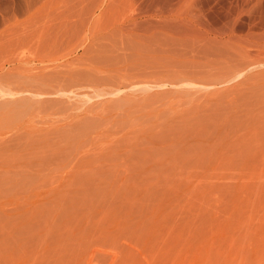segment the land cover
<instances>
[{"label": "rangeland", "instance_id": "obj_1", "mask_svg": "<svg viewBox=\"0 0 264 264\" xmlns=\"http://www.w3.org/2000/svg\"><path fill=\"white\" fill-rule=\"evenodd\" d=\"M119 2L118 0H113V1L112 0H0V44H1L0 49L3 47H5V49L6 47H10L11 49L12 48V46H10L11 44L15 48L20 45V49L14 48V50L19 49L18 50L19 52L16 51L17 52L16 54H19L18 55L19 58L16 57L17 55L15 56L13 54L15 53V51L12 50L11 52L10 49L9 50L13 55L11 54H9V56L7 55V59L10 56L11 57L13 56L12 58L14 57H16V59L18 58L17 60L14 59L15 62L13 60H9L12 58H9L6 62L5 56L6 54L9 53L8 49H7L8 51L5 49H1L3 50V52L5 51L4 53H2V51L0 50V59H2L0 60V90H1L0 92H2V90H4L6 87H10V84L8 83H10L11 81L14 82L15 79L17 78L22 80L23 78L20 75H22L23 77L25 76V78L23 79V81L25 82L20 81V80L18 81L17 79L18 82L17 81L14 83L11 82L12 83L11 88L13 87V89H16L19 85L24 86L25 83L26 85H29L27 84V80H29V82L32 81L35 75L38 76V77L35 76L36 82L39 81V84L41 83L43 88H45L46 85H43V84H46L47 80H49L48 84H54L55 80L58 81L59 78H61L60 80L62 79L65 80V77H66L65 75H67L65 83H68L69 80L71 79L69 78L71 77L69 75H75V73L69 71L71 69L73 70L75 69L76 73L78 74V75H75L76 77L81 76L87 71H88L87 73L90 72L89 74L92 75L91 84L89 83L87 84V86L83 84V78L86 77V74H85V76L82 75L83 78L81 76V80H82V84L86 87H84L83 85H82L83 88L82 86L72 87V90L75 91L77 94H79L77 98H75V96L70 95V92H66V94L69 93L72 99H68L65 94H64L65 97L62 96L63 95L62 94L60 95L61 99L59 98V96L55 97L54 95H47L48 97L45 101L49 99L48 101L50 102L48 101L44 102V99L46 97L45 98L43 97L44 99L41 97H38V101L39 102L41 101L40 103H38V101H34V99L36 100L35 97H33L32 99V97L30 96H28V98L30 97L33 101H30L28 99L29 102L26 100H23L24 102L23 101L21 102L20 97L22 96L20 95H15V97L12 96L14 98L13 99L8 94H7L8 95L7 97L6 94L0 93L1 95L0 96V107L2 108V109L0 108V111L2 110L0 112V155L3 153L5 154L6 153L5 150L7 149L10 150L11 152V153L9 152L6 153L9 156L8 155L6 156L8 160L6 159L5 161L6 163L8 161L9 164L7 165L0 164V264H264V135H262L264 134V128H262L264 127V122H262L264 121V118H262L264 117V105H262L264 104V63H262V61H264V59H262L264 58L262 57V55H264L262 54L264 53V48L258 47L259 45L261 46L262 43H264V38L260 39V37L253 35V34H249V33L247 35V32H248L247 30L248 28H250L249 27L250 22L248 18L249 17L253 18L251 16L253 15L254 12L256 13L258 10H259L257 12L258 14L259 12H264V2H262V4H260L261 2L259 3L256 2V4L254 3L252 5L247 6V8L246 6H241V7H245L248 10L250 9L251 12L250 11L248 12V10L245 9L246 10V11L244 10L245 12L243 13L241 12L242 14L239 13L240 14L239 17H237V19L234 18L233 19L234 21L232 20L230 22L232 25L230 23H229L230 25L226 23L227 20H223L225 19L224 17L223 18L219 17V19L215 20L216 22L213 25L216 27L218 26L220 27V25L221 26L225 25L227 27L233 26V29H234L233 31H235L234 37L235 36L237 37L235 40L238 44L234 40V42H232L233 44L231 45H236V47L238 45L237 48L239 47L241 48V46L239 45V42L241 41L244 42V40L247 39V36L252 37V38L255 36L256 38H259L258 40L255 37L254 39L248 38V40L250 39L249 41L247 40L248 41L247 44L253 41L252 44L254 43L255 45L256 43V45H258V46H255L256 47L255 48L251 43L250 44L253 47L250 44L249 46L251 47H249L246 44V47L248 50H250L251 48V50L256 51L255 49H257L256 52L252 51V54L254 53V55H251V50H250V54H249L250 57L248 55H244L246 58H251V56L255 57V58H251L253 60L255 59L254 62H252L253 60L251 59L248 60L245 57H243V59L245 58L246 61L247 60L251 61L252 64L247 61L245 63L246 65L244 64L245 66H243L242 64L245 62V60L243 61L242 59H241L242 60L241 63H239V65H241L242 67L241 66L237 67L236 66L237 64L236 65L232 64V66H236L240 72L236 69V67H234L235 69L232 70L233 67L231 66V63L232 61H234V59L235 61L233 63L235 62L238 63L240 57L239 58H236V57L241 56L243 52H244L243 54H246L245 48L238 49L237 50L238 52L239 50L241 51L243 50V51L240 55L238 52H236L235 54H237V56L234 55L235 51L232 52V50L236 49L235 46L228 48L230 49L229 52L227 51V54L229 55H226L225 51L228 50L226 49L224 51L225 54L224 53L222 54L223 56L222 55L207 56L206 54H203L202 52H198V51H196L197 53L193 54V52H190L191 49L187 47L189 45L183 42L179 43L181 41L177 39H173L174 40L173 44H176L173 46L171 42L172 39H169L170 40L169 41L166 38V41L167 42L169 41L171 45L169 43L166 44L164 36H160L159 39L157 36L152 37L155 40L158 39L157 41L151 40L149 37L150 39L149 44H148V41H149L148 37H146L148 41L145 40V42L147 43L143 45L144 41H142L141 43L139 42L142 40V39L140 40L141 37L140 38L132 37L131 35H127V34L125 35L124 33L122 34L119 33L115 28H113L112 23L110 22L111 19L115 18L116 15L118 17L119 12L121 11L120 10L116 14L114 13L115 12L114 8L112 9L113 6L117 9ZM79 4L81 5L80 7L85 6V8H87L89 11L91 10L92 13L91 11L86 12L85 8H84L85 11L83 10L84 14L81 13L80 12L81 9L80 7H78ZM109 4L112 6L110 7ZM253 5H257L258 8ZM39 6L40 8L43 7L42 11L41 9H39ZM250 6H253V7H250ZM27 7L28 8L31 7L30 9L31 11H29ZM33 7H37V9L34 8L35 12L36 10L37 11L40 10V13L37 12V14L39 13L38 15L33 13ZM72 7H74V9H77L76 7H78L80 10L77 9V11L75 10V12L79 11V13H76V14H79V15L81 14V15L80 16L76 15ZM253 8L256 9V10L254 9L255 10L254 12H253ZM237 9L234 8L233 10L235 11ZM66 10L67 11L70 10L73 13L69 11V14H68ZM25 13H28L29 17ZM30 13L33 15H31ZM255 13H254V17L258 15V14L255 15ZM29 14L31 15V18ZM34 14L36 16H34ZM74 14H75V17H73ZM71 15L73 17L72 20L74 18L76 19V16L78 18L80 17L81 20L82 19L88 20L87 23H85L86 21L79 22V23H85L84 24V26L86 25L85 28L87 27L88 31H90V32L87 31L85 40H82L85 34L82 28L83 24H81V26L80 24L78 25L79 26L78 31L75 30V33L74 31L73 33H71L72 31L70 32L68 31L69 34L67 35L64 30L61 32L59 23L55 24L57 20L58 22H61L59 21V19L64 20L68 17H71ZM261 15H264V14L261 13ZM38 16H40L42 19L39 18ZM44 16L47 19L50 18V20L48 19V21L55 24L54 25L55 27L53 26L54 27L53 30L51 28L52 24H50V22H47L49 24V27L51 26L50 27L51 31H50V28L48 30L47 28L48 26L45 24L47 19H45ZM25 17L27 18V20H29L28 18L32 20V17L35 20V18L37 17L39 19L36 18V20L41 19L43 21L45 20V22L40 20L39 22L35 21L33 23H30L33 21L32 20L30 22L28 21L29 22L28 24L26 20H23L25 19ZM24 21L27 24H25ZM40 22L44 23L45 26L43 29L46 30V34L47 36H49V39L53 37H54L53 39H55L57 37L55 39L56 41L58 40V36H59V40L56 41V44L57 42L60 41V39L63 40V38L65 37L64 40L61 41L63 42V44H61L60 46L61 48L63 45L62 50L64 51V54L63 52H61L62 50L61 51L58 50L60 48H57V50L55 49L56 52L52 51L51 50L52 48L51 49L46 48V46L49 47L50 45L49 44L50 40L48 38L46 40L45 38L46 34H44L43 36L41 35L43 33H41L40 37L37 34H35V33H38L40 30L44 32L42 29H39V31L38 29L37 30L34 29L37 31V32H34V34L33 32L32 33L30 32V29L32 30L31 27L34 26L33 24L36 23L37 25L38 24L40 25L42 24ZM15 24H18V25L21 24V27L19 25L20 27L19 28ZM30 24H32L33 26H31ZM26 25L27 26L30 25L31 27L30 26L27 27ZM40 26L39 28H41ZM6 27H9V30H11L12 28L14 31L15 30L17 31L15 32L13 30L9 31L7 30L8 28L6 29ZM105 27H106V31L104 29ZM58 29H60V31ZM107 29H109V31ZM228 29L229 28L226 29L227 32L226 31H223V32L227 34ZM27 30L29 31L27 32ZM112 30H115V33ZM1 31L4 33H1ZM25 31L27 32V36L26 34H24L26 33ZM92 31L94 33H92ZM104 31L109 32L108 35L107 33L105 34ZM11 32L16 33V34H13L14 36H11L12 35ZM47 32L50 35L51 33L53 34L50 36ZM63 32L65 33V35ZM110 32L113 34H111ZM6 33L7 35L10 34V37L9 36L7 37L12 38V39L13 37L16 38V37H19V35L20 36L23 35L21 36L20 39H22V41L25 40L26 42L29 40L32 41V38H33L34 44L37 42L35 44V48L37 49L40 48V47H36L38 42L41 44L40 41H42V44H43V40L45 39L48 42L47 44L49 45H47L46 42L44 41L46 46L45 44H43L44 46L41 48L43 51L48 50L49 51V52L47 51L48 53L53 54V52H55L54 54L57 55L58 58L55 56V59H54V57H52L54 55L50 56V54H47L50 56V59L52 57V59L57 62L56 63L55 61L51 60L49 63H51L54 67L51 64H49V66H52L53 68H55V70L57 67L58 69L57 71H59L58 74L62 72L61 69L64 67L63 63H66V65H69V64H72L71 63V60H72L74 64V65L72 64L73 65L72 67L74 68H72L69 65L67 66L66 71H65L63 70L65 68L64 67L62 69L63 74H60L59 76L57 75V77H59L58 79L55 78L56 75L54 74L57 73V71L53 69L54 71L52 70L53 71L52 73L51 71L52 67L48 68L49 66H47L48 65L47 62L49 61V58H48L49 56L45 55L46 51L41 52L42 51L41 49L40 51H37L36 49H34V45H32L33 47L32 48L30 45L33 44V41L32 43L30 41V45H28L30 49L27 48L28 46L26 47L27 43L29 44V42L26 43L25 41H23V45H22L21 40H20L16 42V44H13L12 41L13 40L17 41V40L10 39L12 40L10 41L8 40L9 38L5 37L6 35L2 36V34H6ZM116 33H118V35H116ZM71 34L72 36H70ZM226 34L221 35V36L227 37L225 36ZM32 35H35V36H32ZM116 36L121 37L119 38L120 40ZM126 36L127 37L130 36V40L128 38L126 39L127 42H125V38L123 39V37H126ZM35 37L40 38L39 41H37L38 38H35ZM93 37H95L94 40H92ZM98 37L99 38L103 37V40L101 38L99 39ZM111 37H116V38H112V40L108 39ZM131 37L138 38L137 40L136 39L135 40L139 43L135 41L137 43V44H134L135 46L138 44L139 45L142 44L141 46H137L135 48L136 50L134 49V46L132 43L134 40ZM161 37H162V40H161ZM2 38L4 39L7 38V40L6 39L2 40ZM34 38L36 39V41ZM238 38L240 39L239 42L237 41ZM80 39L82 41L83 46L79 41ZM159 40L160 42L164 44V46L166 45L168 46L163 47L162 43H159L160 45L157 44L158 46L156 44H153V45L151 44V41L152 43L154 42L158 43ZM175 40H177L178 43H175L177 42ZM51 41L54 42V40H51ZM111 41L114 43L113 48L110 47L113 45H110L109 43L110 45L109 46L107 44L108 42H111ZM120 41L121 43L123 42L122 49L126 48V50L124 49L125 54L127 53L130 54L129 52L130 49H131L130 51L135 50L136 52L138 48L140 49L142 47V50H143L146 44H148L147 47H151L152 45L153 47L152 50L153 49L155 50V48L156 47L158 48L159 46L161 47V49L156 48L158 52L157 50H155L156 53H154L155 51L151 52V49L148 48L147 50L149 51L147 50L146 51L148 52L149 56L147 55V52L144 49L143 50L144 52H142V54L144 55V53L146 52L145 54L147 56L144 55L145 56L144 57L141 54L142 57L145 58L143 59L139 55V53H141L140 51H138L139 52L138 54L137 53L134 54V52H131V54H134L132 56L131 54L123 55L122 54L123 52L122 53L119 52L122 46ZM64 42H66L65 46L68 43V46L70 45V47L67 46V48L66 47L64 48ZM105 42L107 43L105 44ZM116 43L117 45L118 44L121 45L119 47L120 49L118 48V50H116L117 45L115 47ZM52 44L53 43H51V45ZM56 44L54 42L52 46L54 45L56 46ZM128 44H131V46L129 45L128 47ZM99 45H103V46L99 47ZM127 47L129 48L128 52H126ZM130 47H132L133 49ZM162 47L165 49L166 53L168 52L167 56H166V53H164L166 57L163 55L164 50L162 51L163 49ZM174 47L176 48L178 47V48L177 49L175 48L176 51L173 54V51H170L169 48H172V50H174ZM183 47L184 48L187 47V48L184 50ZM22 48L25 50V52L24 51L22 52L23 50ZM72 49H74L75 52ZM260 49L262 53H260ZM66 50L68 54L70 53V56L65 52ZM168 50L172 52L170 55L172 57L171 59L168 58L169 56L168 54H170ZM180 50H182L183 52ZM32 52L34 53L32 54ZM29 53L32 55V58H28V57H31ZM58 53H61L60 55H63V57L65 55V59L62 56H60ZM103 53L106 55L100 57V55H104ZM175 53L178 55H176ZM113 54H118V55H115L116 57L111 56ZM255 54L257 55L262 54V55L261 57L260 56L257 57V55L255 56ZM33 55H36L34 56L35 58L33 57ZM67 55L68 57H66ZM135 55L137 56L139 55L140 58L139 57L137 58ZM225 55L227 56L228 59L225 57ZM91 56L94 57L95 61L93 60L92 62L91 59L93 57L91 58ZM106 56H109L110 58ZM123 56L125 57L130 56L128 57L129 59L131 57L132 58L136 57V59L138 60H136L135 58L134 60H131V59L130 60L131 62L136 60L138 64L133 63V62L132 63L134 65L137 64L138 66L137 67L133 66L130 60L128 59L126 61L127 57L125 59V57ZM25 57L28 59H26ZM46 57L48 58L47 60L45 59ZM88 57L90 58L92 63L97 64V65H93L90 67L96 68L97 66L98 67L105 66L106 68V66L109 64L111 67L108 65V67L106 68L109 70L103 69L104 67L102 69L106 71V73L107 71L115 69V71L119 73V76H118V73L115 74V76L113 75L115 73V72L113 73L114 70L111 71L112 73L110 72V74H106L104 73V71L102 72L101 68L97 67L100 70H98L97 68H96L97 70L89 68L88 66L92 63L90 62ZM105 57L107 58L106 60H108L107 64L104 63L106 61ZM162 57L166 61H164ZM33 58L34 60H32ZM95 58L96 59L98 58L99 60L98 59L96 60ZM150 59L152 61L154 60L155 62L152 63ZM156 59H157V62H156ZM172 59L173 60L175 59V60L173 61ZM178 59H180L179 60L180 62L178 61ZM257 59L260 61H257ZM41 60L45 65L47 64L46 67H47V71L49 72L47 74L48 76L44 75V73L46 74L47 72L46 70H44L45 65L41 62ZM67 60L69 61V64H67L68 63ZM117 60H118V63H117ZM159 60L161 62H159ZM10 61L14 62L13 66H12V62ZM37 61L41 62V64L38 63ZM60 61L61 63L62 62L63 63L62 64L59 63L60 64L59 65L58 62ZM83 61L90 62V63H85ZM171 61L173 62V65ZM175 61L176 62L178 61L179 63L177 62L176 64ZM36 62L38 65H36ZM226 62L227 63L230 62L229 64L232 67L230 70L232 71V73L234 71L236 75L238 72L239 74H241L239 76L238 75L235 76V73L230 74V75H234L233 78L232 77L231 78L232 79L235 78L236 80L230 79L232 81L228 82L227 81L228 79L226 78L225 80L226 83L224 81V83L218 82L217 84H214V85L206 84L207 87L201 85L202 84L201 82H205L206 80L203 79L204 77L200 76L201 75L200 73H208V70H209L210 74L215 73L216 76L218 74H222V72H224L222 69L226 67ZM100 63H101V66H100ZM120 63L121 64L123 63L124 65L123 64L122 65L124 67ZM156 63L157 64L159 63V64L157 65ZM33 64L34 66H32ZM84 64H88L87 67L84 66L86 70L84 71L83 69L84 72L80 71V73H78L77 71L80 70L79 66L83 67ZM165 64H167V66ZM229 64H228V67H229ZM17 65H18V68H16ZM127 65L128 66L132 65L133 70L131 69L132 66H129L128 68ZM144 65L145 66L146 65L155 66V67L151 66L153 69L150 70V73L149 71L147 72L148 73L147 76H149V74L153 75L152 77L154 78L152 79L154 80L151 79L150 81H155V80H158L159 78L158 81H160L159 84L161 85L158 84V81L157 82L155 81L156 83L149 82L147 83L148 86L145 84L146 82L143 80V78L145 79V77L141 76L143 75L142 73L145 71L143 72L140 71L139 73V71L136 70V68L137 69L141 68V70H144L142 69L144 68ZM159 65H160V68H157L159 67ZM193 65H195V67ZM31 66L33 68L35 67V69H33ZM36 66L39 67L40 69L39 71L37 70ZM40 66H44L43 67V70L45 71L44 73H43V70H41ZM60 66H63V67H61L60 69ZM112 66L114 68H112ZM186 66L187 68L184 69ZM11 67L12 68L15 67L14 69L16 70L14 71H12L13 69L10 70L9 68ZM146 67H145V70L146 69L148 70V68ZM169 67L171 71L167 69ZM228 67H226L227 70H229L230 68ZM87 68H89L90 71ZM155 68H156V71H155ZM18 69L24 75L23 74L18 75L17 73H20V71L17 72ZM67 69L69 71L68 73H66ZM122 69L126 70L124 73L125 75L122 74L124 72V71H121ZM129 69L132 70L134 74L131 73ZM219 69H221L220 71L221 73L218 72ZM226 69L225 71H227ZM9 70L12 72L9 73ZM34 70L38 72V75L34 74V73H37ZM94 70H96L97 72ZM173 70L175 72H173ZM192 70L195 71L197 74L200 72L199 73L200 75L196 74L197 76H195L197 77V81L195 78H194L195 81L187 80V82L190 81L189 82L190 85L187 84V86L185 84L181 85L183 82L179 83L180 85L177 84V82H175V80H177L180 75H181L180 77H182L183 72L185 71L188 72ZM235 70L238 72H236ZM40 71L44 75V81H42L43 76L41 78L39 76V75H42ZM91 71L92 73L96 72L97 74H99V72L101 71L100 73L104 75L103 80L104 81L105 79L107 80L105 82H103V80L101 81L102 76L100 75L99 76L100 78H97L98 77L97 74L94 73V75L97 76L96 77L97 80H95V82L98 83V81L99 82L101 81L100 84L98 83L99 86L97 85V83L94 86L93 80L95 79V76H93ZM134 71L135 72L137 71V73H135ZM8 73H9V76H8ZM30 73H32L31 75H34V76L30 77ZM138 73L139 75L141 74L140 75L141 78L143 77L142 78L143 81H140L141 78L137 76ZM147 73L145 72L144 76H146ZM162 73H166V74L163 75ZM89 74L87 75L90 76ZM120 74L122 75L123 78L120 77ZM157 74H159L160 76ZM17 75L18 77H16ZM106 75L108 78L111 75L112 79H114L115 81L111 82L110 81L112 80L111 77L109 78L110 80H108ZM75 76H72V77L74 78ZM131 76H133V78ZM134 76L138 78H135ZM223 76L224 77L228 76V74L223 75ZM223 76L219 75V80H223L222 79ZM78 77L75 79L80 78ZM128 77L129 78L131 77V79H134V81L140 78L139 80L140 83H138V81L132 83V85H135L134 86L135 88H134L130 84L133 81L129 82L128 80H131V79H129ZM160 77H163V79ZM45 78H48V79H45ZM150 78L151 77H148L146 79L149 81ZM3 79H6V80L3 81ZM39 79H41V82ZM7 80L8 81L10 80V82H6ZM107 81L111 82L110 83L111 86H113L112 83H114L115 85V84L124 82V84H126L127 87L124 86L123 88V86H121L118 89L115 88V90L121 89L123 91H119L115 95L114 94L107 95L108 90L109 91L114 90L113 87L112 89H110L111 87L110 85L106 87L107 84L105 83L109 84V82ZM116 81L118 82L116 83ZM173 82H175L176 85H171V84H175ZM17 84L19 85L17 86ZM101 84L102 86H104L103 87L104 89L100 87ZM139 84L140 86H136ZM150 84L152 87L150 86ZM154 84L155 85L158 84L159 86L157 85L155 86ZM162 84H166V85H162ZM1 85L3 86V88ZM88 85L91 86L92 89ZM141 85L143 87H147V89L143 90ZM97 86L101 90L98 89ZM78 87L79 88L81 87V90ZM87 87H89L90 89H88ZM93 87H96L97 88L96 90L98 91H96L95 88ZM82 89L86 90L89 93H87L86 91ZM94 90L96 91V93L94 92ZM215 90L216 91L218 90V91L216 92ZM101 91H103L104 94L103 96L98 97V95L96 94L101 93ZM234 91L235 93H233ZM238 91L240 92L238 93ZM90 93L92 94L95 93V95L98 98L96 97L94 98L93 96L95 95L93 94V96H91V100L87 102V104L83 103L82 101L86 100L85 97L88 98L87 94H90ZM83 94H84V97L83 98L81 97L80 99L79 97ZM51 98L58 99L59 105L56 104L57 100L55 99L51 100ZM42 99H43L44 106L42 105ZM73 99L75 100L72 101ZM116 99L119 101V103L117 102ZM12 100L13 102L14 100H16L15 103L17 104L19 103V104L15 106L16 104L12 103ZM62 100L65 101L64 107L69 106L71 103L74 105L75 103V105L79 107V110L87 108L89 107V105L93 107V108L91 107L92 111L95 110V112H97L99 108H100L99 112H101L102 109H105V112H107L108 115L106 113L105 114L107 116L105 114L103 115L105 119L102 120V123H106L105 124L106 126L103 125L104 126L103 131L107 130L106 133L102 132L101 127H100L101 129L97 128L98 129L97 134H99V136L96 134V129L94 130V132L92 130V132L94 133L95 137L96 135L97 137L104 136L105 139L106 137H108L107 139L108 140L110 139V142L113 139L114 142L112 141L113 143H110V142L109 143L114 145V147L116 146L115 147L116 150H119V151L112 150L111 148L113 146L108 143L107 139L106 141H104V137L103 139L100 137L101 138V141H100V138H95L92 132L88 134V137H86L87 136L86 134L85 137L80 136L78 138L79 140L83 138L82 141L81 140L80 141L84 142L85 144L86 142L84 141V138L88 140L90 139V137H93L91 138L92 140L91 139L89 140L88 142L89 144L86 143V145L84 144L81 145L80 141H78V143L81 146H87V144L89 145L86 147V150H85V147L80 148V146H75L76 144L73 142H72L73 144L69 143L68 145H66L67 141L62 136H64V134L65 135L67 134L66 131L68 127H64L62 122H64V125H65L66 120L68 118L66 119V117L64 116L65 120L63 118V121H62L63 116L61 115L62 117H60L59 115V117L57 118L58 115L54 116L51 113L52 110L50 108L54 106L52 104H56L57 106H60V104L63 102ZM6 101L10 109L9 108L6 109L7 107L5 103ZM9 101H11L12 104L9 105L10 103ZM96 101H97V105H95ZM25 102L26 104L24 105L26 107L23 106V103ZM33 102L34 104H32ZM100 102H102V104ZM21 103H22V107L20 108L18 106H20ZM61 105L63 106L64 102ZM40 106L42 107L40 108ZM14 107L16 108L18 107V109ZM11 108L12 109L14 108V109L12 110ZM45 108L46 110H48V112L45 110ZM133 108H134V111H133ZM41 109L44 111V114H47V113H51V114H48L45 116L44 114H42L43 111ZM28 110L30 113L28 112ZM102 111L104 113V110ZM163 112H165L164 115H162ZM103 113H99V114L101 115ZM20 114L23 115V117L20 116ZM82 117L83 116H80L79 118H82ZM188 118L190 119V121H188ZM83 119L85 120V118ZM87 119L89 122L91 118H87ZM191 119L192 120L194 119V120L192 121ZM56 120L62 121V122L60 121V126H58L59 122H57ZM119 120L121 122H119ZM124 120L126 121L124 122ZM194 121H195V124H194ZM155 122L158 123L159 125L158 127H157V123ZM17 123H19V125L21 124V126L18 127L19 129H17ZM151 123L156 126L153 125L155 128L150 133L151 130L149 131V129H151L150 127H152ZM202 123H203V126L201 127L200 125H202ZM193 124L194 126L192 129ZM259 124H261V128H259L260 127ZM197 125L200 127H198ZM12 126H14L13 129H12ZM35 126L37 128H35ZM162 126H165V128L163 127L162 129ZM195 126L197 128H195ZM111 127L112 128L115 127V128L111 129ZM20 128L22 129L20 130ZM108 128L111 129L112 132L111 130H108ZM169 128L170 129L174 128V130L172 129L170 130ZM165 129H168L169 132L168 130L163 131ZM194 129L197 131H193ZM127 130H129L131 133L129 131L127 132ZM243 131L244 132L246 131V132L244 133ZM254 131H258V132L261 131V132H259L260 134L258 135V132L256 133ZM153 132L156 135H157L156 132H159L158 136L160 137L162 135L161 138L163 139L169 138L170 140L171 138H174L173 140L171 139V142L168 141L174 144V146H172L173 149H171L173 150V152L170 151L171 152L170 153L169 152L170 149L167 147L166 149L164 147L160 149L154 147L156 149L155 151V149L152 148L154 152L152 150H149L151 149L150 145H148V143L146 142L148 141V137L150 138L151 136L153 140L154 138L157 141L159 140V139H156L158 138V136H156ZM227 132L228 133L231 132V134L227 135L228 134ZM232 132L234 133L232 134ZM101 133H103L104 135ZM167 133L168 134L170 133V134L167 135ZM223 133L225 134L223 135ZM58 134L59 136L60 134L62 135L60 136L63 138V140L61 138L62 143H61L60 138L58 137ZM173 134L176 136L174 137ZM220 134L223 137V141H222V137L220 136ZM41 135L42 137H40ZM118 135L119 137H117ZM152 135H154V138ZM4 136H5V139L3 138ZM218 136H220L221 138V143L218 141L220 140ZM255 136L256 138H254ZM56 137L59 139H57ZM121 137L123 138V140L124 138H127V137L128 138L125 139L126 141L124 140L125 141L124 142V141H120V139L118 140V138H121ZM8 138H10V140ZM140 138L142 139V141ZM115 139H117V141ZM256 140L258 141L255 142ZM55 141L56 143H59L60 145H62V146L57 147L56 148L57 150L56 149L54 150L56 145L55 147L51 145ZM103 141L109 146H112V147H109L110 150L103 148L104 145H105L104 147L108 146V145L106 146V144ZM100 142L103 144V146L100 144ZM117 142L118 144L120 143L122 146L120 145L118 147L117 146L118 144H116ZM199 142H200L201 148L200 149L197 148L199 149V152L195 153L194 151L196 150V147L194 146H197ZM201 142H204V144H202ZM228 142H230L231 144L235 142V145H233L234 149L231 148L232 146H229L230 143ZM91 143L92 145H90ZM49 144L53 147L52 148V150L54 151L53 153L56 152L55 155L57 156V158H55L56 156L54 155L53 157L55 158V161H53L54 160L53 157L48 158L50 160L52 159L51 161L47 159L49 161V164H48V161H46L45 163L42 162L44 163V165H42V163L40 162L41 166H39L38 160L34 161L35 157L29 154V152L32 151L31 149L33 148L35 149L37 148L36 150H39V148L48 147ZM70 144L71 146L73 145L75 147H79L80 150L84 149V151H80L79 149L77 150L75 147L73 148V146L70 147ZM99 145L102 146V150L103 149L105 150L102 151ZM225 145L226 146L228 145L227 147L229 148L226 149L227 147L225 148ZM91 146L94 148V150L91 149L92 148ZM181 147H183L182 149L184 151L180 150ZM70 148L75 149V151L71 150L73 151L72 153L67 152V149L70 150ZM35 149H33V151H35ZM58 149H60L61 151H58ZM87 149L89 150L87 151ZM136 149L141 150L142 152L141 151L139 152L142 154H143V151H145V153L143 154V157L147 156L149 158L147 160L143 159V161H142V158L140 159L132 158L134 155L133 151L135 152ZM157 149L163 150L162 152L165 158L164 160H159L160 157L158 156L160 153L156 154L159 152L157 151ZM229 149H232V150L230 151ZM76 150L80 152H78L77 154ZM148 150L150 152L149 155H148L149 153ZM201 150L204 152H201ZM18 151L20 154L24 153L27 155L28 153L27 157L26 155L25 157H23L24 154L21 155V159L27 158L32 161H29L28 163H26L28 160L25 161L24 159H22V161H20L19 160L20 154L18 153ZM85 151L87 152L84 153ZM126 151L127 152L129 151V153H127ZM166 151H168L170 155H168ZM118 153L120 154L118 155ZM124 153L125 155H123ZM63 154H66V155H63ZM79 154H81V156ZM110 155L111 157H109ZM163 155L162 156L160 155L161 158L163 157ZM31 156L33 157V159ZM122 156L125 159H123ZM17 157L19 158L17 159ZM130 158H132V160ZM15 159H17V161H20V162L18 163L16 161L17 163H15ZM78 159H81L79 160V163H77L76 161ZM171 159L173 161H171ZM13 160H14V163H11ZM157 160L159 161L157 162ZM166 160H168L169 162L168 161L166 162ZM73 161H76V162H73ZM68 163H69V166H68ZM45 174H46V177H45Z\"/></svg>", "mask_w": 264, "mask_h": 264}, {"label": "bare ground", "instance_id": "obj_2", "mask_svg": "<svg viewBox=\"0 0 264 264\" xmlns=\"http://www.w3.org/2000/svg\"><path fill=\"white\" fill-rule=\"evenodd\" d=\"M112 1H113V0H112ZM119 1H120V2H119ZM261 1H262V0H118V2H119L118 8L116 9V8L113 6L112 9L114 8V11H115L114 13H116V14H117L120 10H121V11L119 12L118 17H117V15L115 16V14H114L115 18H112L110 22L112 23L113 28H115V29H116L119 33H121V34L124 33L125 35H126V34H127V35H131L132 37H138V38L141 37L140 40H141V39H142V40H141V41L138 40V41H139L140 43H141L142 41H144V42H143V45H144L145 43H147V42H145V40H147L146 37H148V40H149V41H148V40H147V41H148V44H149L150 39H151V40H154V41H157V40L160 38V36H164V37H165V41H166V38H167L168 40H169V39H172L171 42H172V45H173V46L176 45V44H173V42H174L173 39H177V40L181 41V42H179V43H182V42H183V43L189 45V46H187V47H189V48L191 49L190 52H193V54L197 53L196 51H198V52H202L203 54H206L207 56H211V55H212V56H215V55H216V56H217V55L220 56V55H222L223 53L225 54V52H226V55H229V54H227V51L229 52V50H230V49H228V48H230V47H232V46H233V47H234V46L236 47V45H231V44H233L232 42H234V40L237 38L236 36L234 37V32H235V31H233V30H234V29H233V26H232V27H231V26H230V27H227V26H225V25H222V26L220 25V27H219V26H218V27L213 26L214 23L216 22L215 20L219 19V17H220V18H221V17H222V18L224 17L225 19H223V20H227L226 23L229 24L234 18L237 19V17H239L240 14H242L243 12H245L246 10H248V9H246L247 6L252 5V4H254V3L256 4V2L259 3V2H261ZM116 2H117V1H116ZM262 2H264V1H262ZM262 2H261L260 4H262ZM110 3H111V2H110ZM117 4H118V3H117ZM52 5H53V4H52ZM82 5H83V4H82ZM257 5H259V4H257ZM257 5H253V6H255V7L258 8ZM30 6H31V5H30ZM53 6H54V5H53ZM53 6H52V8H53ZM59 6H61V5H59ZM65 6H66V5H65ZM70 6H71V5H70ZM77 6H78V5H77ZM80 6H81V5L79 4L78 7H80ZM109 6L111 7L112 5L109 4ZM241 6H246V8H245V7H241ZM253 6H250V7H253ZM260 6H261V5H260ZM57 7H58V6H57ZM57 7H56V8H57ZM78 7H76V8L79 9ZM82 7H83V6H82ZM82 7H80V9H81L82 11H81L80 9H79V10H80V12L83 13V14H84V11H85V10H86V12H90V11H91V10L89 11L87 8H85V6H84L83 8H82ZM86 7H87V6H86ZM27 8H28V7H27ZM34 8L37 9V7H33V13H35L36 15H38V14L40 13V10H38V11L36 10V12H35V11H34ZM42 8H43V7L40 8V6H39V9H41V11L43 10ZM72 8H73L75 14H76V13H79V11H78V12H75V10L77 11V9H74V7H72ZM84 8H85V10H84ZM234 8H236V9L239 8V9H237V10L234 11V10H233ZM248 8H249V7H248ZM28 9H29V11H31V10H30L31 7H29ZM59 9H60V8H59ZM64 9H65V8H64ZM109 9H111V8H109ZM245 9H246V10H245ZM254 9H255V8H253V12L256 10V9H255V10H254ZM20 10H21V9H20ZM57 10H58V9H57ZM70 10H71V9H70ZM70 10H69V11H70ZM83 10H84V11H83ZM96 10H97V9H96ZM106 10H107V9H106ZM232 10H233L234 12H233ZM244 10H245V11H244ZM29 11H28V12H29ZM55 11H56V10H55ZM69 11L66 10V12H68V14H69ZM104 11H105V10H104ZM111 11H112V10H111ZM249 11H250V9L248 10V12H249ZM258 11H259V10H258ZM258 11H257V12H258ZM261 11H262V9H261ZM26 12H27V10H26ZM37 12H39V13L37 14ZM70 12H71V11H70ZM86 12H85V13H86ZM93 12H94V11H93ZM106 12H107V11H106ZM241 12H242V13H241ZM250 12H251V11H250ZM253 12H252V13H253ZM257 12H256V13L254 12L255 15L258 14ZM15 13H16V12H15ZM41 13H42V12H41ZM71 13H73V12H71ZM71 13H70V14H71ZM91 13H92V11H91ZM108 13H109V12H108ZM110 13H111V12H110ZM235 13H236V14H235ZM237 13H238V14H237ZM239 13H240V14H239ZM254 13H253V15L251 14V15H252L251 17H253V18H250V17L248 18V17H247V18L249 19V22H250V23H249V27H250V28H248V30H247V31H248V32H247V35H248V33H249V34H253V35H256V36L260 37V39H261V38H264V15H261V13L264 14V12H259V14H258L256 17H254ZM13 14H14V13H13ZM25 14L28 16V13H25ZM30 14H31V13H30ZM30 14H29V15H30ZM35 14H34V16H36ZM42 14H43V13H42ZM75 14H74L73 17H75ZM83 14H82V15H83ZM31 15H33V14H31ZM31 15H30V18H31ZM47 15H48V14H47ZM47 15H46V16H47ZM59 15H60V14H59ZM76 15H79V14H76ZM80 15H81V14H80ZM80 15H79V16H80ZM40 16H41V15H40ZM40 16H38V17L41 18ZM60 16H61V15H60ZM67 16H68V15H67ZM69 16H70V15H69ZM248 16H249V15H248ZM28 17H29V16H28ZM73 17H72V15H71V17H68L69 19L66 18L67 20H66V19H64V20H60V19L58 18L59 21H61V22H58V20H57V22L55 21V22H56L55 24L59 23V27H60V29H61V32L64 30V31L66 32V35L69 34L70 31H72L71 33H73V31H74V33H75V30L78 31V28H79L78 25L80 24V26H81V24H83V25H82V28H83V31H84L85 34H84L82 40H85L88 29H87V27L85 28L86 25L84 26V24L87 23L88 20H86V19H82V20H81L80 17L78 18L77 16H76V19L74 18V19L72 20ZM30 18H28L29 20H27V18L25 17V19H23V20H26L27 22H28V21L30 22V21L33 20L32 22H30V23H33V22H35V21L39 22V21L42 19V18H41L40 20H36V18H37V17H36L35 20H34L33 17H32V20H31ZM39 18H37V19H39ZM44 18L47 19L45 16H44ZM44 18H43V19H44ZM70 18H71V19H70ZM81 18H82V17H81ZM48 19L50 20V18H48ZM48 19H47L46 22H45V20H44V21L41 20V21L45 22V24L48 26L47 28H48V30H49V28H50L51 26L49 27V24L47 23V22H50V21H48ZM236 19H235V20H236ZM7 20H8V19H7ZM10 21H11V20H10ZM10 21H9V22H10ZM12 21H13V20H12ZM51 21H52V20H51ZM69 21H70V22H69ZM81 21H82V22H83V21H86V22H85V23H79V22H81ZM220 21H221V20H220ZM233 21H234V20H233ZM17 22H18V21H17ZM17 22H16V23H17ZM29 22H28V24H29ZM96 22H98V21H96ZM110 22H109V23H110ZM223 22H225V21H223ZM18 23H19V22H18ZM20 23H21V22H20ZM24 23H25V21H24ZM40 23H42V22H40ZM25 24H27V23H25ZM42 24H43V26H42ZM42 24H40L41 26L38 24L41 28H39V26H38L36 23L33 24V25L35 26V28H34V26H33L32 24H30L31 26H33V27H31V26L29 25V26L32 28V30L30 29V32H31V33L33 32V34H34V32H37V31H36L37 29H38V31H39V29H42L45 33L42 32V31L40 30L41 32L39 31V32H40V33L38 32L39 34H38V33H35V34H37V35L40 37V34L43 33V34H41V35L44 36V34H46V30L43 29L44 26H45L44 23H42ZM50 24H52V27H51V28H52V30H53V28L55 27V26H54L55 24H54V23H51V22H50ZM92 24H93V23H92ZM221 24H222V22H221ZM228 24H227V25H228ZM230 24H231V23H230ZM230 24H229V25H230ZM233 24H234V22H233ZM1 25H2V23H1ZM15 25H17L18 27H19V25H20V27H21V24H19V25H18V24H15ZM87 25H88V24H87ZM93 25H94V24H93ZM97 25H98V24H97ZM97 25H96V26H97ZM231 25H232V24H231ZM235 25H236V24H235ZM5 26H6V24H5ZM17 26H16V27H17ZM26 26H27V25H26ZM29 26H27V27H29ZM36 26H37V27H36ZM53 26H54V27H53ZM56 26H58V25H56ZM16 27H15V28H16ZM20 27H19V28H20ZM221 27H222V28H221ZM4 28H5V27H4ZM7 28H8V29H7ZM10 28H11V27H10ZM45 28H46V27H45ZM47 28H46V29H47ZM51 28H50V31H51ZM80 28H81V27H80ZM88 28H89V27H88ZM224 28H225V30H224ZM227 28H229V29H228V33L226 34V33L223 32V31H226V32H227V30H226ZM234 28H235V27H234ZM238 28H239V27H238ZM6 29L9 30V27H6ZM6 29H5V30H6ZM34 29H36V30H34ZM60 29H58V30L60 31ZM65 29H66V30L68 29V30L66 31ZM89 29H90V28H89ZM104 29H105V31H106V27H105ZM5 30H4V31H5ZM11 30H13V29L11 28ZM11 30H9V31H11ZM33 30H34V31H33ZM79 30H81V29H79ZM107 30L109 31V29H107ZM229 30H230V31H229ZM13 31H14V30H13ZM15 31H17V30H15ZM15 31H14V32H15ZM28 31H29V30H27V32H28ZM55 31H56V30H55ZM68 31H69V32H68ZM77 31H76V33H77ZM99 31H100V30H99ZM105 31H104V33H105V34L107 33V35H108L109 32H105ZM110 31H111V29H110ZM112 31H114V33H115V30H112ZM232 31H233V32H232ZM6 32H7V31H6ZM21 32H22V31H21ZM25 32H26V31H25ZM27 32H26V33L23 32V33L26 34V36H27ZM79 32H80V31H79ZM81 32H82V31H81ZM88 32H90V31H88ZM102 32H103V31H102ZM1 33H4V32L1 31ZM7 33H8V32H7ZM7 33H6V34H2V36H3V35H4V36L6 35L5 37H7V36L10 37V34L7 35ZM11 33H12L11 36H14L13 34H16V33H13V32H11ZM47 33H48V32H47ZM63 33H64V32H63ZM92 33H94V32L92 31ZM110 33H111V32H110ZM244 33H245V32H244ZM48 34H49V33H48ZM52 34H53V33H51V35H52ZM105 34H104V35H105ZM111 34H113V33H111ZM111 34H110V35H111ZM224 34H226L225 36H227V37H224V36L222 37V36H221V35H224ZM49 35H50V34H49ZM51 35H50V36H51ZM54 35H55V34H54ZM62 35H63V34H62ZM64 35H65V33H64ZM73 35H74V34H73ZM78 35H79V34H78ZM100 35H101V34H100ZM116 35H118V33H116ZM244 35H245V34H244ZM15 36H16V35H15ZM21 36H23V35H21ZM21 36L19 35V37H16V38L13 37V39H16L17 41H15V40H13L12 38H9V37H7V38H9L8 40L12 39L14 42H13L12 40H10V41H12L13 44H16V42H18V41L21 40V43H22V45H23V41H25V40L22 41V39H20ZM32 36H35V35H32ZM45 36H46V37H45L46 40H47V38L49 39V36H47V34H46ZM56 36H57V35H56ZM70 36H72V34H71ZM74 36H75V35H74ZM119 36H120V34H119ZM154 36H157L158 39L155 40L154 38H152V37H154ZM245 36H246V35H245ZM24 37H25V36H24ZM60 37H61V36H60ZM116 37H117V36H116ZM116 37H111V38H108V39H111V40H112V38H116ZM132 37H131V38H132ZM142 37H143L144 39H143ZM149 37H150V39H149ZM254 37H255V36H254ZM254 37L252 38V37H248V36H247V39L244 40V42L246 41L245 43H244L243 41L239 42L240 39H239V38H238L239 40L237 39V41L239 42V45L241 46V48H240V47L237 48V47H238V45H237L236 49L233 48L234 50H232V52L235 51V52H234V55L237 56V54H235L236 52H238L237 50H238V49H243V48H245V53H246V54H243L244 52L242 53L243 50H242V51L239 50L238 53H239V55L242 53V55H241L242 57H241V56H238V57L235 56L236 58H239V57H240V59H239L238 63H236V62L233 63V62L235 61V59L233 58L234 61H232L231 66H232V64H233V65H234V64H235V65L237 64L236 66H237V67H240L241 65H239V63H241L242 60L244 61L245 58H246L244 55H248V56L250 57L249 54H250V50H251V48H250V50H248L247 47H246V44H247L248 41L250 40V39L248 40V38L254 39ZM7 38H5V39L7 40ZM17 38H18V39H17ZM35 38H38V37H35ZM35 38H34V39H35ZM53 38H54V37H53ZM53 38L49 39V40H50V42H49L50 45L47 44L48 42L43 38V39H44V40H43V44H45V42H46V44L49 45V47H47L46 44H45L46 48H48V49H49V48H50V49L52 48L51 50H52V51H55V49L57 50V48H60L61 44H63V42H61V41H63L65 37L63 38V40L60 39V41L57 42V44H56V41L59 40V36H58V40H56V41H55V39H56L57 37H56L55 39H53ZM74 38H75V37H74ZM79 38H80V37H79ZM94 38H95V37H93L92 40H94ZM98 38H99V37H98ZM100 38H101V37H100ZM100 38H99V39H100ZM106 38H107V37H106ZM117 38L119 39V38H121V37H117ZM124 38H125V42H127V40H126L127 38L130 40V36H129V37H127V36H126V37H123V39H124ZM138 38H132V39L134 40V41L132 42V43H133V46H134V49H135L137 46H141V45H142V44H141V45L138 44V45H136V46L134 45V44L139 43V42L136 41ZM255 38H256V37H255ZM3 39H4V38H2V40H3ZM5 39H4V40H5ZM29 39H31V38H29ZM29 39H28V40H29ZM39 39H40V38H38L37 41H39ZM99 39H98V40H99ZM101 39L103 40V37H102ZM104 39H105V37H104ZM135 39H136V40H135ZM243 39H244V38H243ZM243 39H241V40H243ZM256 39L258 40L259 38H256ZM49 40H48V41H49ZM51 40H54L56 46H58V47H56L55 45L52 46V45L54 44V42H52ZM77 40H78V38H77ZM87 40H88V38H87ZM119 40H120V39H119ZM129 40H128V41H129ZM161 40H162V37H161ZM177 40H175V41H177ZM247 40H248V41H247ZM30 41H31V40L27 41V42H29V44L25 41V42L27 43L26 47H27L28 45H30ZM32 41H33V44L30 45L31 47H32V45H34V49H36L37 51H40V49L42 50L41 47L44 46V45L42 44V41H40L42 45H41L39 42H38L39 46H38V44L36 45V47H40L39 49L35 48V44H36L37 42L34 44V40H33V38H32ZM32 41H31V43H32ZM35 41H36V39H35ZM44 41H45V42H44ZM79 41H80V43L82 44L81 39H80ZM121 41H122V40H121ZM121 41H120V43H121ZM135 41H136L137 43H136ZM169 41H170V40H169ZM169 41H168V42L166 41V44H167V43L170 44ZM7 42H8V41H7ZM7 42H6V43H7ZM60 42H61V43H60ZM99 42H100V41H99ZM111 42H112V41H111ZM111 42H108V43L105 42V44L107 43V44L109 45V43H110V45H113V46H110V45H109V46H110L111 48H113V47H114V43L112 42V43H113V44H112ZM130 42H131V41H130ZM134 42H135V43H134ZM189 42H190V43H189ZM235 42H236V40H235ZM252 42H253V41H252ZM252 42H249V44H250V43L252 44ZM255 42H256V41H255ZM9 43H10V42H9ZM19 43H20V42H19ZM51 43H53V44L51 45ZM58 43H60V44H58ZM65 43H66V42H64V48H65V47L67 48L68 43H67L66 46H65ZM80 43H79V44H80ZM83 43H84V42H83ZM132 43H131V44H132ZM159 43H162V42H160V40H159L158 43H156V42L152 43V41H151V44H152V45H153V44H156V45H157V44H159ZM175 43H178V41L175 42ZM236 43H237V42H236ZM7 44H8V43H7ZM10 44H11V43H10ZM10 44H9V45H10ZM96 44H97V43H96ZM131 44H128V47H129V45L131 46ZM148 44H146V45L144 46L143 50L145 49V51H146V50L149 48V49H151V52H152V51H155V50H157V49H161V47L159 46L160 48H159V47H158V48L156 47L157 49L155 48V50H154V49L152 50V48H153L152 45H151V47H147ZM162 44H163V43H162ZM234 44H235V43H234ZM237 44H238V43H237ZM249 44H247V45L249 46ZM251 44H250V45H251ZM9 45H8V46H9ZM18 45H19V44H18ZM116 45H117V43L115 44V47H116ZM121 45H122V46H121ZM121 45L118 44V45H117V49H116V48H115V49L118 50V48H119L120 46H121V49H122V47H123V42L121 43ZM159 45H160V44H159ZM170 45H171V44H170ZM191 45H192V46H191ZM230 45H231V46H230ZM252 45H253L254 47H255V46H258V45H256V43H255V45H254V43H253ZM252 45H251V46H252ZM0 46H1V44H0ZM2 46H3V45H2ZM10 46H12L13 49H12V48L10 49V47H6V49H5V47H3V48H1V49H5V50H7V49L9 50V49H10L11 52H12V50H13V51H15V53H13V54H14L15 56L17 55L16 57H18L19 54H16V53L19 52L18 50L20 49V45L16 47V48H19V49H17V50H14L15 47H13L12 44H11ZM50 46H52V47H50ZM82 46H83V44H82ZM82 46H81V47H82ZM84 46H85V45H84ZM100 46L102 47L103 45H99V47H100ZM157 46H158V45H157ZM166 46H168V45H166ZM166 46H164V44H163V47H166ZM251 46H249V47H251ZM253 46H252V47H253ZM62 47H63V45H62ZM62 47H61L60 49H58V50L61 51V50H62ZM68 47H70V45H69ZM79 47H80V45H79ZM125 47H126V46H125ZM128 47H127V51H126V52H128V50H129ZM146 47H147V48H146ZM154 47H155V46H154ZM163 47H162V48H163ZM187 47H186V48H187ZM258 47H260V48H261V47L264 48V43H262V45H261V46L259 45ZM258 47H257V48H258ZM16 48H15V49H16ZM27 48L30 49L29 46H28ZM32 48H33V47H32ZM32 48H31V49H32ZM46 48H45V49H46ZM53 48H54V50H53ZM71 48H72V46H71ZM73 48H74V46H73ZM75 48H76V47H75ZM77 48H78V47H77ZM108 48H109V47H108ZM111 48H110V49H111ZM130 48H132V47H130ZM167 48H168V47H167ZM167 48H166V49H167ZM175 48H176V47H174V50H172V48H169L170 51H173V54H174V52L176 51ZM177 48H178V47H177ZM177 48H176V49H177ZM186 48L183 47L184 50H185ZM255 48H256V47H255ZM1 49H0V50H1ZM22 49H23V48H22ZM34 49H33V50H34ZM43 49H44V48H43ZM68 49H69V48H68ZM85 49H86V48H85ZM92 49H93V48H92ZM105 49H106V48H105ZM115 49H114V50H115ZM119 49H120V48H119ZM121 49L119 50V52H121V53L123 52L122 54L124 55V54H125V50H126V48H123V49H122L123 51H122ZM124 49H125V50H124ZM132 49H133V48H132ZM140 49H141V50H140ZM140 49L138 48V50H137L136 52H135L136 49H135L134 51H130V50H131V49H130L129 52H130V54H131V52H134V54H135V53L138 54V53H139L138 51H140L141 53H139V55L142 57V55H143L142 52H144V51L142 50V47H141ZM226 49H228V50H226ZM8 50H7V51H8ZM10 50H9V53L7 52L8 54L5 53L6 56L4 55V56L6 57V58H5V59H6V62H7V60H8L9 58H12V57H13V56H12V57L10 56V57H8V59H7V55H8V56H9V54L13 55V54L10 52ZM72 50L74 51V49H72ZM90 50H91V49H90ZM99 50H100V49H99ZM163 50L165 51L164 48L162 49V51H163ZM225 50H226V51H225ZM255 50L257 51V49H255ZM1 51H2V53L5 52V51L3 52V50H1ZM16 51H17V52H16ZM23 51L25 52L24 49L22 50V52H23ZM30 51H31V50H30ZM37 51H36V52H37ZM45 51H46V52H45ZM45 51L42 50L41 52H45V55H47V54H50V56L54 55V56H52V57H54V59H55V56L57 57V55L54 54L56 51L53 52V54H52V53H48V52H49L48 50H45ZM47 51H48V52H47ZM52 51H51V52H52ZM70 51H71V50H70ZM70 51H69V52H70ZM147 51H149V50H147ZM147 51H146V52H147ZM162 51H161V52H162ZM164 51H163V55H164V53H166V51H165V52H164ZM168 51H169V50H168ZM170 51H169V52H170ZM177 51H178V50H177ZM180 51H182V50H180ZM224 51H225V52H224ZM240 51H241V52H240ZM252 51H254V50H251V55H254V53L252 54ZM256 51H254V52H256ZM258 51H259V50H258ZM34 52H35V51H34ZM34 52H32V54H33ZM41 52H40V53H41ZM61 52H63V54H64V51H63V50H62ZM65 52L67 53V50H66ZM71 52H72V51H71ZM74 52H75V51H74ZM74 52H73V54H74ZM94 52H95V51H94ZM146 52H145V53H146ZM157 52H158V50H157ZM159 52H160V51H159ZM182 52H183V51H182ZM184 52H186V51H184ZM85 53H86V52H85ZM100 53H101V51H100ZM145 53H144L145 56H147V55L149 56L148 52H147V55H146ZM154 53H156V51H155ZM167 53H168V52H167ZM167 53H166V56H167ZM171 53H172V52H170V54H168V55H169L168 58H170V59L172 58V57L170 56ZM178 53H179V52H178ZM260 53H262L261 49H260ZM24 54H25V53H24ZM29 54H30V53H29ZM35 54H37V53H35ZM42 54H43V53H42ZM42 54H41V55H42ZM58 54L60 55L61 53H58ZM67 54H68V53H67ZM103 54H104V53H103ZM127 54H128V53H127ZM127 54H125V55H127ZM130 54H128V55H130ZM134 54H131V56L134 55ZM141 54H142V55H141ZM173 54H172V55H173ZM175 54H176V53H175ZM198 54H199V53H198ZM231 54H232V53H231ZM262 54H264V53H262ZM262 54H261V55H262ZM1 55H3V54H1ZM30 55H31V54H30ZM68 55L70 56V53H69ZM68 55H67L66 57H68ZM75 55H76V54H75ZM105 55H106V54H104V55H100V57H101V56H105ZM115 55H118V54H113V55H111V56L116 57ZM139 55H138V56L135 55V56H136L137 58H138V57L140 58ZM144 55H143V56H144ZM152 55H153V54H152ZM176 55H178V54H176ZM226 55H225V57L227 58ZM256 55H257V54H255V56H256ZM261 55H257V57H258V56L261 57ZM4 56H2V57H4ZM34 56H36V55H33V57H34ZM47 56H49V55H47ZM50 56L48 57V58H49V61L47 62L48 65L46 64L47 66H49V64H51V63H49V62H50L51 60H53L52 57H51V59H50ZM60 56L63 57V55H60ZM60 56H59V57H60ZM145 56H144V57H145ZM154 56H155V55H154ZM156 56H157V55H156ZM164 56H165V55H164ZM166 56H165V57H166ZM196 56H197V55H196ZM222 56H223V55H222ZM16 57H14V58H12V59H9V60H13V61H14V59H16ZM26 57H27V55H26ZM26 57H25V58H26ZM37 57H38V55H37ZM92 57H93V56H91V58H92ZM106 57H109V56H106ZM106 57H105V60L107 59ZM117 57H118V56H117ZM123 57H125V56H123ZM123 57H122V58H123ZM126 57H127V56H126ZM126 57H125V59H126ZM128 57H130V56H128ZM128 57H127L126 61L129 59ZM136 57H133V58L131 57L130 59H131V60H134V58L136 59ZM144 57H142V58L145 59ZM193 57H194V56H193ZM231 57H233V56H231ZM243 57H245V58L243 59ZM262 57H264V55H262ZM18 58H19V57H18ZM18 58H17V59H18ZM28 58H32V55H31V57H28ZM28 58H26V59H28ZM34 58H35V57H34ZM34 58H33L32 60H34ZM48 58L46 57L45 59L47 60ZM57 58H58V57H57ZM63 58L65 59V55H64ZM63 58H61V59H63ZM69 58H70V57H69ZM88 58H89V57H88ZM88 58H87V59H88ZM109 58H110V57H109ZM109 58H108V59H109ZM147 58H148V57H147ZM154 58H155V57H154ZM158 58H159V57H158ZM162 58H163V57H162ZM173 58H174V56H173ZM223 58H224V57H223ZM223 58H222V59H223ZM251 58H255V57H252V56H251ZM251 58H246V59L249 60V59H251ZM17 59H16V60H17ZM40 59H41V58H40ZM66 59H67V58H66ZM70 59H71V58H70ZM87 59H86V60H87ZM95 59H96V58H95ZM97 59H98V58H97ZM97 59H96V60H97ZM100 59H101V58H100ZM115 59H117V58H115ZM118 59H119V58H118ZM123 59H124V58H123ZM130 59H129V60H130ZM170 59H169V60H170ZM199 59H200V58H199ZM217 59H218V58H217ZM219 59H220V58H219ZM227 59H228V58H227ZM227 59H226V60H227ZM241 59H242V60H241ZM262 59H264V58H262ZM0 60H2V59H0ZM30 60H31V59H30ZM35 60H36V59H35ZM43 60H44V59H43ZM57 60H58V59H57ZM59 60H60V58H59ZM89 60H90V58H89ZM91 60H92V62H93L94 57H93ZM91 60H90V62H91ZM98 60H99V59H98ZM109 60H110V59H109ZM131 60H130V62H131ZM136 60H138V59H136ZM136 60H135V61H132V62H133V63H137ZM139 60H141V59H139ZM146 60H148V59H146ZM150 60H151V59H150ZM160 60H161V58H160ZM160 60H159V62H161ZM163 60H164V58H163ZM163 60H162V61H163ZM172 60H173V59H172ZM174 60H175V59H174ZM174 60H173V61H174ZM179 60H180V59H178V61H179ZM200 60H201V59H200ZM200 60H199V61H200ZM214 60H215V59H214ZM236 60H237V59H236ZM248 60H247V61H248ZM251 60H253V59H251ZM4 61H5V60H4ZM20 61H21V60H20ZM28 61H29V60H28ZM28 61H27V62H28ZM39 61H40V60H39ZM53 61H55V60H53ZM80 61H81V60H80ZM94 61H95V60H94ZM143 61H145V60H143ZM164 61H166V60H164ZM167 61H168V59H167ZM178 61H177V62H178ZM199 61H198V62H199ZM227 61H228V60H227ZM247 61L245 60V62H244L242 65L245 66V65H246L245 63H246ZM254 61H255V59H254L252 62H254ZM257 61H260V60L257 59ZM257 61H256V62H257ZM10 62H12V61H10ZM14 62H15V61H14ZM14 62H12V66H13V63H14ZM18 62H19V61H18ZM24 62H26V61H24ZM33 62H34V61H33ZM37 62H38V61H37ZM37 62H36V65H38ZM41 62H42V60H41ZM41 62H38V63L41 64ZM55 62H56V61H55ZM67 62H68L67 64H69V61H68V60H67ZM83 62H85V61H83ZM90 62H85V63H90ZM92 62H91V63H92ZM102 62H103V60H102ZM102 62H101V63H102ZM115 62H116V61H115ZM130 62H128V63H130ZM132 62H131V64H133ZM147 62H148V61H147ZM147 62H146V63H147ZM151 62L153 63V62H155V61H154V60H153V61L151 60ZM156 62H157V59H156ZM175 62H176V61H175ZM177 62H176V64H177ZM179 62H180V61H179ZM179 62H178V63H179ZM183 62H184V61H183ZM248 62H250V63L252 64L251 61H248ZM42 63H43V62H42ZM45 63H46V62H45ZM56 63H57V62H56ZM59 63L62 64L63 62L61 63V61H60V62H58V64H59ZM71 63L73 64L72 60H71ZM96 63H97V62H96ZM101 63H100V66H101ZM104 63L107 64V63H108V60H106ZM117 63H118V60H117ZM146 63H145V64H146ZM149 63H150V62H149ZM169 63H170V62H169ZM171 63H172V65H173V62H172V61H171ZM181 63H182V61H181ZM229 63H230V62H229ZM229 63L226 62V67H228V64H229ZM250 63H249V65H250ZM262 63H264V61H262ZM7 64H8V63H7ZM15 64H16V63H15ZM17 64H18V63H17ZM31 64H32V63H31ZM34 64H35V63H34ZM34 64H33L32 66H34ZM43 64H44V63H43ZM53 64H54V63H53ZM60 64H59V65H60ZM63 64H64V67H65V68H64L63 66H60V69H61V67H63L64 69H63V68H62V69L65 70V71H66L67 66L70 65V66L72 67V66L74 65V64H73V65H72V64L66 65V63H63ZM79 64H80V62H79ZM106 64H104V65H106ZM110 64H111V63H110ZM120 64H121V63H120ZM122 64H123V63H122ZM122 64H121V65H122ZM137 64H138V63H137ZM137 64H136V65L133 64V66H136V67H137V66H138ZM141 64H142V63H141ZM147 64H148V63H147ZM156 64H157V63H156ZM158 64H159V63H158ZM158 64H157V65H158ZM162 64H163V63H162ZM194 64H195V62H194ZM220 64H221V63H220ZM244 64H245V65H244ZM253 64H255V63H253ZM9 65H10V64H9ZM23 65H24V64H23ZM28 65H29V64H28ZM44 65H45V64H44ZM46 65H45V67H44V66H40V67H41V70H43V67H44V68H45L44 70H46V72H47V73L45 74V73H44L45 71L43 70L44 75H47V74L49 73V72L47 71V67H46ZM51 65H52V64H51ZM59 65H57V66H59ZM65 65H66V66H65ZM81 65H82V63H81ZM87 65H88V64H84L83 67H80V66H79V69H80V70H78L77 72L80 73V71L82 72L83 69H84V71H85V70H86L85 67H87ZM93 65H97V64L92 63V64H90L88 67L91 68V69H96V68L98 67V66H97L96 68H95V67H93V68L90 67V66H93ZM98 65H99V63H98ZM108 65H109V64H108ZM108 65L106 66V68L108 67ZM123 65H124V64H123ZM123 65H122V66H123ZM165 65L167 66V64H165ZM181 65H182V64H181ZM185 65H186V64H185ZM238 65H239V66H238ZM32 66H31V67H32ZM52 66H53V65H52ZM52 66H49L48 68H50V67H52ZM55 66H56V65H55ZM84 66H85V67H84ZM102 66H103V65H102ZM109 66H110V65H109ZM122 66H121V68H122ZM127 66H128V65H127ZM127 66H126V67H127ZM129 66H132V65H129ZM129 66H128V68H129ZM133 66L131 67V69L133 68ZM146 66H147V67H146ZM146 66L144 65V68H142V69H144V70H141V68H139V69L136 68V70L139 71V73H140V71H142V72L145 71L146 73L149 71V73H150V70L153 69L152 67H155V66H152V65H151L152 67L149 66V65H146ZM148 66H149V67H148ZM178 66H179V65H178ZM178 66H177V67H178ZM191 66H192V65H191ZM193 66L195 67V65H193ZM213 66H214V65H213ZM218 66H219V65H218ZM231 66H230V64H229V67H230V68L228 67L229 70H227L226 67H225V68L223 67L224 69L221 68L224 72H222V74H218V75H217L218 77L216 76L215 73L210 74L209 70H208V73H209V74H208V73H200V72H199L201 75H200L199 73L197 74V73H196L195 71H193V70H192V71H188V72L185 71V72H183L182 77H180L181 75L179 76L180 78L177 76L178 79L175 80V82H177V84L183 82L181 85L185 84V85L187 86V84L190 85V84H189L190 81L187 82V80H194V78H195L196 81H197V77H195V76H197V75H200V76L204 77L203 79H205L206 81H205V82H201V83H202L201 85L206 86V87H207L206 84H208V85L213 84V85H214V84H217L218 82H219V83H224V81L226 80V78L228 79L227 81L229 82V81H232V80L235 79V78L232 79L234 75H230V74L232 73V71H231L230 69L233 67L232 70H234V69H235L234 67H236V66H232V67H231ZM15 67H16V66H15ZM15 67H13V68L11 67V68H9V69H10V70L13 69L12 71H14V70H16V69H14ZM20 67H22V66H20ZM20 67H19V68H20ZM23 67H24V66H23ZM36 67H37V66H36ZM53 67H54V66H53ZM53 67H52L51 71H52L53 69L55 70V68H53ZM103 67H104V68H103ZM103 67H98V68H101V69L103 68V69H105V70H109V69H106L105 66H103ZM110 67H111V66H110ZM123 67H124V66H123ZM126 67H125V69H126ZM145 67L148 68V70L146 69L147 71L145 70ZM150 67H151V68H150ZM156 67H157V66H156ZM170 67H171V66H170ZM170 67L167 68V69H169V70L171 71ZM173 67H175V66H173ZM183 67H184V66H183ZM215 67H216V66H215ZM237 67H236V69L239 71V69H238ZM241 67H242V66H241ZM256 67H257V66H256ZM16 68H18V65H17ZM32 68H33V67H32ZM69 68H70V67H69ZM69 68H68V69H69ZM72 68H74V67H72ZM81 68H82V70H81ZM89 68H87V69L90 71ZM98 68H97V69H98ZM112 68H114V67L112 66ZM112 68H110V69H112ZM149 68H150V69H149ZM157 68H160V65H159V67H157ZM186 68H187V66H186L184 69H186ZM191 68H192V67H191ZM198 68H199V67H198ZM219 68H220V67H219ZM33 69H35V67H34ZM33 69H32V70H33ZM62 69H61L62 72H61L60 74H63V70H62ZM68 69H67V72H66V73H68V72L70 71V72L75 73V75H78V74L76 73L75 69H74V70L71 69V70H69V71H68ZM97 69H96V70H97ZM103 69H102V72L104 71ZM134 69H135V68H134ZM161 69H162V67H161ZM174 69H176V68H174ZM221 69H219L218 72H220ZM225 69H226L227 71H225ZM240 69H241V68H240ZM10 70H9V73L12 72V71H10ZM28 70H29V69H28ZM30 70H31V69H30ZM37 70H38V71L40 70L39 67H37ZM54 70H53V71H54ZM57 70H58V69H57V67H56V70H55V71H57ZM96 70H94V71H96ZM98 70H100V69H98ZM112 70H114L113 73H114V72H115V73H114L113 75L115 76V74H117L118 72H116L115 69H112ZM112 70L107 71V73H106V71H104V73H106V74H110V72H111ZM116 70H117V69H116ZM127 70H128V69H127ZM129 70H130V69H129ZM132 70H133V69H132ZM132 70H130L131 73H133ZM217 70H218V68H217ZM7 71H8V70H7ZM18 71H20V70L18 69L17 72H18ZM34 71H35V70H34ZM53 71H52V73H53ZM74 71H75V72H74ZM84 71H83V72H84ZM94 71H93V72H94ZM117 71H118V70H117ZM121 71H124V72L122 73V74H124L126 70L122 69ZM137 71H136V72L134 71V72L137 73ZM155 71H156V68H155ZM157 71H158V70H157ZM166 71H167V70H166ZM235 71H236V70H235ZM238 71H236V72H238ZM15 72H16V71H15ZM29 72H30V71H29ZM35 72H37V71H35ZM40 72H41V71H40ZM87 72H88V71H87ZM87 72H85L84 74H82V75H84V76H85V74H86V77L83 78V76L81 75L82 78H83V84H85L86 86H87V84H89V83L91 84V81H92V78H91L92 75L89 74L90 72H89V73H87ZM96 72H97V71H96ZM96 72H94V73L97 74ZM98 72H99V71H98ZM100 72H101V71H100ZM100 72H99V74H97V76H98V77H97V76L94 75V73H92V71H91V73L93 74V76H95V79L93 78V79H94V80H93L94 86H95L96 83H97V82H95V80H97L96 77H97V78H100L99 76L101 75V76H102V77H101V78H102L101 81L104 79V77H103L104 75H102ZM142 72H141V73H142ZM145 72L142 73L143 75H141V74H140V75L143 76V77H145V79H144L143 77H142V78H143V80L146 82L145 84H146L147 86H148L147 83H149V82H153V83H154L155 81L157 82V81L159 80V78H158V80L150 81L152 78H154V77H152L153 75H152V74H149V76H147V75H148V73H147V74H146L147 77H146V76H144V73H145ZM158 72H159V71H158ZM158 72H157V73H158ZM173 72H175V71L173 70ZM216 72H217V71H216ZM225 72H226V73H225ZM227 72H229V73H227ZM239 72H240V71H239ZM239 72L237 73L238 76L241 75V74H239ZM2 73H3V72H2ZM9 73H8V76H9ZM13 73H14V72H13ZM24 73H25V72H24ZM52 73H51V74H52ZM58 73H59V71H57V73L54 74V75H56L55 78H57V79L59 78V77H57V75H58V76L60 75V74H58ZM111 73H112V72H111ZM139 73H138V75H137L138 77H140ZM151 73H152V72H151ZM171 73H172V72H171ZM177 73H178V72H177ZM220 73H221V72H220ZM223 73H225V74H223ZM233 73H235V72L233 71ZM233 73H232V74H233ZM6 74H7V73H6ZM14 74H15V73H14ZM17 74L20 75V74H23V73H21V71H20V73H17ZM31 74H32V73H30V77H33L34 75H31ZM34 74H37V75H38V72H37V73H34ZM41 74H42V72H41ZM64 74H65V72H64ZM87 74H89L90 76H88ZM133 74H134V73H133ZM159 74H160V73H159ZM159 74H157V75H159ZM162 74L165 75L166 73H162ZM162 74H161V75H162ZM168 74H169V73H168ZM196 74H197V75H196ZM227 74H228V76H225V77L223 76V75H227ZM242 74H243V72H242ZM11 75H12V74H11ZM18 75H17L16 77H18ZM23 75H24V74H23ZM44 75H43V74H42V75H39L40 78L43 76V78H42L43 80H42V81H44ZM75 75H69V76H71V77L68 76L69 78H71V79H70L71 81L69 80L68 83H65V82H66V77H67V75H65V76H66V77H65V80H63V79L60 80L61 78H59L58 81L55 80V83H54V84H48V81H49V80H47V81H46L47 83L44 82V83H46V84H43V85H46L45 88H43V86L41 85V83L39 84V81L36 82L35 79H36V77H38V76H36V75H35L36 77L34 76V79H33V80H35V81L32 80V81L29 82V80H27V84H29V85H26V83H25V84L23 83L24 86H23V85H19V84H17V86H18V85H19V86H18L17 88L14 87V88H16V89H13V87L11 88V86H12V83H11V82H13V81L10 82V80H9V81L7 80L6 82H10V83H8V84H10V87H6V88H5L4 90H2V92H0V93H2V94H6V95L8 94V95H10V97H12V96L15 97V95H20V96H22V97H20L21 99L19 98V99L21 100V102H22L23 100L28 101V99H29L30 101H33V100H32L33 97L36 98V100L34 99V101H38V97H41V98H43V97L45 98V97H46L45 99H44V98H43V99H44V102H47V101L49 100V99H48L47 101H45V100L47 99V97H48L47 95H54L55 97H56V96H59V98H60V95L63 94L62 96L65 97V95H66V97H67L68 99H72V98L70 97V95L75 96V98H77V96H78L79 94H77L75 91H73V90H72V87H74V86H82L83 84H82L81 76H79L80 78L77 76V77L80 79V80H79V79H75V78H77ZM124 75H125V74H124ZM219 75L223 76V78H222L223 80H219ZM237 75H236V73H235V76H237ZM20 76H21L23 79L25 78V76H24V77H23L22 75H20ZM20 76H19V77H20ZM26 76H27V75H26ZM47 76H48V75H47ZM47 76H46V77H47ZM72 76H75V77L73 78ZM108 76H109V75H108ZM114 76H113V77H114ZM118 76H119V73H118ZM118 76H116V77H118ZM159 76H160V75H159ZM260 76H261V75H260ZM14 77H15V76H14ZM14 77H13V78H14ZM16 77H15V78H16ZM21 77H20V78H21ZM60 77H61V76H60ZM63 77H64V75H63ZM106 77H107V75H106ZM110 77H111V75H110ZM110 77H109V78H110ZM120 77H122L121 74H120ZM131 77L133 78V76H131ZM131 77H130V78L128 77V78L131 79ZM134 77H135V76H134ZM138 77H135V78H138ZM148 77H151V78L149 79V81L146 79V78H148ZM157 77H158V76H157ZM169 77H170V75H169ZM177 77H176V78H177ZM192 77H193V78H192ZM216 77H217V78H216ZM231 77H232V78H231ZM69 78H67V79H69ZM72 78L75 79V80H73ZM107 78H108V77H107ZM109 78H108V80H110ZM122 78H123V77H122ZM124 78H125V77H124ZM140 78H141V77H140ZM140 78H139L138 80L136 79L135 81H134V79H131V80H128L127 78H126V79H127L129 82H130V81H133V82L130 83V84L132 85V83H134V82H136V81H138V83H140V81H143L142 78H141V80H140ZM160 78L163 79V77H160ZM237 78H238V77H237ZM254 78H255V77H254ZM7 79H8V78H7ZM9 79H10V78H9ZM17 79H18V81L20 80L19 78H17ZM17 79H15L14 82H16ZM23 79L20 80V81H23ZM26 79H28V78H26ZM26 79H25V80H26ZM37 79H38V78H37ZM45 79H48V78H45ZM111 79H112V77H111ZM117 79H119V78H117ZM156 79H157V78H156ZM200 79H202V78H200ZM230 79H232V80H230ZM4 80H6V79H3V81H4ZM39 80H40V82H41V79H39ZM106 80H107V79H105V81H106ZM124 80H125V79H124ZM139 80H140V81H139ZM152 80H154V79H152ZM160 80H161V79H160ZM168 80H169V78H168ZM235 80H236V79H235ZM258 80H259V79H258ZM18 81H17V82H18ZM101 81H100V82L98 81V83L100 84ZM105 81L103 80V82H105ZM110 81L113 82V81H115V80L112 79V80H110ZM121 81H122V79H121ZM125 81H126V80H125ZM161 81H162V80H161ZM164 81H165V80H164ZM194 81H195V80H194ZM14 82H13V83H14ZM23 82H25V81H23ZM107 82H109V81H107ZM111 82H109V84H108V83H105V84H107L106 87H108V85H110ZM117 82H118V81H116V83H117ZM156 82H155V83H156ZM167 82H168V81H167ZM171 82H172V81H171ZM171 82H170V83H171ZM175 82H173V83H175ZM228 82H227V83H228ZM98 83H97V85H98ZM153 83H152V84H153ZM159 83H160V81H158V84H159ZM225 83H226V81H225ZM142 84H143V83H142ZM158 84H156V85H157V86L161 85V84H159V85H158ZM198 84H200V83H198ZM5 85H6V84H5ZM92 85H93V84H92ZM103 85H104V84H103ZM112 85H113V86L110 85V86H111L110 89H112V87H113L114 90H115V88L118 89V88H120L121 86H123V88H124V86H126V84H124V82H123V83L121 82V83H118V84H115V85H114V83H112ZM143 85H144V84H143ZM146 85H145V86H146ZM154 85H155V84H154ZM154 85H153V86H154ZM156 85H155V86H156ZM162 85H166V84H162ZM171 85H176V83H175V84H171ZM179 85H180V84H179ZM1 86H2V85H1ZM83 86H84V85H83ZM83 86H82V88H83ZM86 86H84V87H86ZM88 86H89V85H88ZM98 86H99V85H98ZM98 86H97V87H98ZM128 86H129V85H128ZM132 86L134 87L135 85H132ZM136 86H140V84H139V85H136ZM141 86H142V85H141ZM150 86H151V84H150ZM193 86H194V85H193ZM196 86H197V85H196ZM243 86H244V85H243ZM4 87H5V86H4ZM89 87L91 88V86H89ZM89 87H87V88L90 89ZM100 87H101L102 89H104V88H103L104 86H102V84H101ZM126 87H127V86H126ZM151 87H152V86H151ZM191 87H192V86H191ZM197 87H198V86H197ZM200 87H202V86H200ZM244 87H245V86H244ZM2 88H3V86H2ZM78 88H79V87H78ZM93 88H95V90L97 89L96 87H93ZM130 88H132V87H130ZM134 88H135V87H134ZM224 88H225V87H224ZM226 88H227V87H226ZM236 88H237V87H236ZM236 88H235V90H236ZM74 89H75V88H74ZM79 89L81 90V87H80ZM79 89H78V90H79ZM85 89H86V88H85ZM91 89H92V88H91ZM98 89H100V88L98 87ZM142 89L145 90V89H147V87H143V86H142ZM230 89H231V88H230ZM248 89H249V88H248ZM75 90H76V89H75ZM82 90H84V89H82ZM95 90H94V92L96 93V91H98V90H96V91H95ZM100 90H101V89H100ZM100 90H99V91H100ZM106 90H107V89H106ZM106 90H105V92H106ZM114 90H113V91H112V90H110V91L108 90L109 92L107 91V95H109V94H111V95L114 94V95H115V94L118 93L119 91H123V90H121V89H119V90H115V91H114ZM143 90H141V91H143ZM223 90H224V89H223ZM244 90H245V89H244ZM251 90H252V89H251ZM0 91H1V90H0ZM84 91H86V90H84ZM84 91H82V92H84ZM89 91H90V90H89ZM133 91H134V90H133ZM137 91H139V90H137ZM215 91H216V90H215ZM217 91H218V90H217ZM217 91H216V92H217ZM246 91H247V90H246ZM66 92H70V95H69V93L66 94ZM86 92H87V91H86ZM91 92H92V91H91ZM184 92H185V91H184ZM204 92H205V91H204ZM208 92H209V91H208ZM213 92H214V90H213ZM236 92H237V91H236ZM239 92H240V91H238V93H239ZM256 92H257V91H256ZM71 93H72V94H71ZM87 93H89V92H87ZM95 93H93V94L95 95ZM121 93H122V92H121ZM121 93H120V94H121ZM123 93H124V92H123ZM192 93H193V92H192ZM233 93H235V91H234ZM64 94H65V95H64ZM80 94H81V93H80ZM85 94H86V93H85ZM93 94H92V93L87 94V97H88V98L85 97L86 100H83V99H82V100H83L82 102L87 104V102H89V101L91 100V96H93ZM103 94H104L103 91H101V93H98V94H96V95H98V97H101V96H103ZM216 94H217V93H216ZM242 94H243V93H242ZM6 95H5V96H6ZM8 95H7V97H8ZM89 95H90V96H89ZM96 95L93 96V97H94V98H95V97L98 98ZM107 95H106V96H107ZM111 95H110V96H111ZM159 95H160V94H159ZM0 96H1V95H0ZM28 96L32 97V99H31L30 97L28 98ZM62 96H61V97H62ZM123 96H124V95H123ZM242 96H243V95H242ZM246 96H248V95H246ZM249 96H250V95H249ZM18 97H19V96H18ZM81 97L83 98V97H84V94L81 95L79 98L81 99ZM93 97H92V98H93ZM211 97H212V96H211ZM12 98H13V97H12ZM16 98H17V97H16ZM79 98H78V99H79ZM94 98H93V99H94ZM162 98H163V97H162ZM244 98H245V97H244ZM13 99H14V98H13ZM39 99H40V98H39ZM43 99H42V105L44 104V103H43ZM54 99H55V98H54ZM54 99L51 98V100H54ZM60 99H61V98H60ZM78 99H77V101H78ZM124 99H125V98H124ZM240 99H241V97H240ZM249 99H250V98H249ZM16 100H17V99H16ZM16 100H14V102H13V100H12V103H15ZM20 100H18V101H20ZM40 100H41V99H40ZM55 100H57V101H56V102H57L56 104L59 105V103H58V99H55ZM74 100H75V99H73L72 101H74ZM116 100H117V99H116ZM119 100H120V99H119ZM154 100H155V99H154ZM160 100H162V99H160ZM223 100H224V99H223ZM238 100H239V99H238ZM245 100H246V99H245ZM257 100H258V99H257ZM18 101H17V102H18ZM59 101H60V100H59ZM62 101H63V100H62ZM97 101H98V100H97ZM97 101L95 102V105H97ZM100 101H101V100H100ZM155 101H156V100H155ZM258 101H259V100H258ZM3 102H4V101H3ZM9 102H10L9 105L12 104L11 101H9ZM23 102H24V101H23ZM28 102H29V101H28ZM40 102H41V101H40ZM40 102L38 101V103H40ZM48 102H50V101H48ZM54 102H55V101H54ZM54 102H52V103H54ZM60 102H61V101H60ZM63 102H64V105L62 106L61 104H62ZM63 102L60 104V106H57L56 104H52V105H54V106H53V107H50L51 110H52L51 113H52L54 116H55V115H58L57 118L59 117V115H60V117L63 116V117H62V121H63V118H64V120H65V117H66V119L68 118V119H67L68 121L66 120V123H65L66 126L64 125V122H62L61 120H56L57 122H59V125H58V126H60V121H61V122L63 123V126H64V127H68V129H67V131H66L67 134H66V135L64 134V136H62V135L60 134V136H62L64 139H66V141H67V142H66V145H68L69 143H72V142H73V143L76 144L75 146H80V148H84V147H85V150H86V147L89 146V145H88V144H89V143H88L89 140H90L91 138H93V137H90V139H88V140H86V138H84V141H85L86 143H88L87 146H81V145L84 144V142H81L83 138L80 139L81 141H80L78 138H79L80 136H84V137H85L86 134H87L86 137H88V134H90V132H92V130H93V132H94L95 129H96V134H97V132H98V131H97V130H98L97 128H100V127L102 128V129L100 128V129L102 130V132H103V133H104V132L106 133L107 130H106V131H103L104 126H106V125H105L106 123H102V120L105 119V117H104L103 115H104L105 113L107 114V112H105V109H102V110H104V113H103L102 110H101V112H99L100 108H99V110L97 111L98 113L95 112V110L92 111V108H93V107L90 106V105H89V107H87V108H84V109H80V110H79V107L76 106L75 103H74V105L71 103L69 106L66 105L67 107H64V106H65V101H63ZM67 102H68V101H67ZM75 102H76V101H75ZM98 102H99V101H98ZM117 102L119 103L118 100H117ZM138 102H139V101H138ZM140 102H141V101H140ZM246 102H247V101H246ZM5 103H6V105H7L6 109L9 108L7 101H6ZM35 103H37V102H35ZM68 103H69V102H68ZM100 103L102 104V102H100ZM143 103H144V102H143ZM158 103H159V102H158ZM204 103H205V102H204ZM247 103H248V102H247ZM15 104H16V105H15ZM15 104H14V105L17 106L19 103H18V104L15 103ZM24 104H26V102L23 103V106H25ZM32 104H34V102H33ZM138 104H140V103H138ZM205 104H206V103H205ZM256 104H257V103H256ZM1 105H2V103H1ZM4 105H5V104H4ZM55 105H56V106H55ZM82 105H84V104H82ZM93 105H94V104H93ZM95 105H94V106H95ZM110 105H111V104H110ZM128 105H129V104H128ZM260 105H261V104H260ZM260 105H259V106H260ZM262 105H264V104H262ZM12 106H13V105H12ZM29 106H30V105H29ZM43 106H44V105H43ZM98 106H99V105H98ZM117 106H118V105H117ZM228 106H229V105H228ZM253 106H254V105H253ZM4 107H5V106H4ZM18 107L21 108V107H22V103H21V105L18 106ZM18 107H17V108L14 107V108L18 109ZM25 107H26V106H25ZM36 107H37V106H36ZM36 107H35V108H36ZM41 107H42V106H40V108H41ZM56 107H57V108H56ZM91 107H92V108H91ZM96 107H97V106H96ZM109 107H110V106H109ZM127 107H128V106H127ZM138 107H139V106H138ZM138 107H137V108H138ZM158 107H159V106H158ZM207 107H208V105H207ZM0 108H1V107H0ZM14 108H13V109H14ZM27 108H28V107H27ZM33 108H34V107H33ZM53 108H54V109H53ZM82 108H83V107H82ZM103 108H104V107H103ZM218 108H219V107H218ZM1 109H2V108H1ZM9 109H10V108H9ZM9 109H8V110H9ZM11 109H12V108H11ZM13 109H12V110H13ZM25 109H26V108H25ZM110 109H111V108H110ZM110 109H109V110H110ZM124 109H125V108H124ZM195 109H196V108H195ZM220 109H221V108H220ZM220 109H219V110H220ZM223 109H224V108H223ZM4 110H5V109H4ZM4 110H3V111H4ZM12 110H11V111H12ZM32 110H33V109H32ZM41 110H42V109H41ZM45 110H46V108H45ZM106 110H107V109H106ZM126 110H127V109H126ZM153 110H154V109H153ZM192 110H193V109H192ZM203 110H204V109H203ZM1 111H2V110H1ZM1 111H0V112H1ZM5 111H6V110H5ZM9 111H10V110H9ZM19 111H21V110H19ZM19 111H18V113H19ZM24 111H25V110H24ZM42 111H43V110H42ZM46 111L48 112V110H46ZM49 111H50V110H49ZM117 111H118V110H117ZM128 111H129V110H128ZM133 111H134V108H133ZM138 111H139V110H138ZM193 111H194V110H193ZM260 111H262V110H260ZM28 112H29V110H28ZM34 112H35V111H34ZM34 112H33V113H34ZM36 112H37V111H36ZM47 112H45V113H47ZM126 112H127V111H126ZM131 112H132V111H131ZM131 112H130V113H131ZM136 112H137V110H136ZM29 113H30V112H29ZM51 113L44 114V111L42 112V114H44L45 116L48 115V114H51ZM99 113H103V114L100 115ZM109 113H110V112H109ZM124 113H125V112H124ZM164 113H165V112H163L162 115H164ZM223 113H224V112H223ZM223 113H222V114H223ZM261 113H262V112H261ZM15 114H17V113H15ZM35 114H37V113H35ZM35 114H34V115H35ZM106 114H105V115H106ZM203 114H204V113H203ZM61 115H62V116H61ZM107 115H108V114H107ZM107 115H106V116H107ZM165 115H166V114H165ZM223 115H224V114H223ZM20 116L23 117V115H21V114H20ZM64 116H65V117H64ZM80 116H83V117H82V118H79ZM117 116H118V115H117ZM197 116H198V114H197ZM113 117H115V116H113ZM126 117H127V116H126ZM138 117H139V116H138ZM138 117H137V118H138ZM152 117H153V116H152ZM160 117H161V116H160ZM165 117H166V116H165ZM191 117H192V116H191ZM214 117H215V116H214ZM41 118H42V117H41ZM55 118H56V117H55ZM69 118H70V119H69ZM83 118H85V120H87V121H85ZM87 118H91L89 122H88V119H87ZM127 118H128V117H127ZM140 118H141V116H140ZM140 118H139V120H140ZM146 118H147V117H146ZM202 118H203V117H202ZM224 118H225V117H224ZM262 118H264V117H262ZM262 118H261V119H262ZM125 119H126V118H125ZM151 119H152V118H151ZM238 119H239V118H238ZM254 119H255V118H254ZM137 120H138V119H137ZM191 120H192V119H191ZM193 120H194V119H193ZM193 120H192V121H193ZM17 121H18V119H17ZM17 121H16V122H17ZM21 121H22V120H21ZM21 121H20V122H21ZM56 121H55V122H56ZM125 121H126V120H124V122H125ZM141 121H142V120H141ZM188 121H190L189 118H188ZM248 121H249V120H248ZM22 122H23V121H22ZM119 122H121V121L119 120ZM128 122H129V121H128ZM197 122H198V121H197ZM197 122H196V123H197ZM199 122H200V121H199ZM262 122H264V121H262ZM113 123H114V121H113ZM138 123H139V122H138ZM143 123H144V121H143ZM148 123H149V122H148ZM155 123H157V122H155ZM163 123H164V122H163ZM204 123H205V122H204ZM226 123H227V122H226ZM233 123H234V122H233ZM243 123H244V122H243ZM13 124H14V123H13ZM25 124H26V123H25ZM135 124H136V123H135ZM139 124H140V123H139ZM194 124H195V121H194ZM194 124L192 125V129H193ZM214 124H215V123H214ZM245 124H246V123H245ZM248 124H249V123H248ZM61 125H62V124H61ZM103 125H104V126H103ZM114 125H115V124H114ZM116 125H117V123H116ZM151 125H152L153 129H152V127H150ZM151 125L149 126V127L151 128V129H149V131L151 130L150 133L152 132V130H154V128H155L154 126H156V125H154V124H152V123H151ZM153 125H154V126H153ZM160 125H161V124H160ZM198 125H199V124H198ZM198 125H197V126H198ZM259 125H260V127H259ZM259 125H258V127L261 128V124H259ZM19 126H21V124L19 125V123H17V129H19V128H18ZM107 126H108V125H107ZM112 126H113V125H112ZM127 126H128V125H127ZM129 126H130V125H129ZM158 126H159V125H158V123H157V127H158ZM189 126H190V125H189ZM200 126L202 127V126H203V123H202V125H200ZM200 126H198V127H200ZM13 127H14V126H12V129H13ZM24 127H25V126H24ZM149 127H148V128H149ZM157 127H156V128H157ZM163 127L165 128V126H162V129H163ZM171 127H172V126H171ZM35 128H37V127L35 126ZM113 128H115V127H113ZM113 128L111 127V129H113ZM122 128H123V127H122ZM148 128H147V130H148ZM182 128H184V127H182ZM195 128H197V127L195 126ZM216 128H217V127H216ZM233 128H234V126H233ZM262 128H264V127H262ZM21 129H22V128H20V130H21ZM26 129H27V128H26ZM44 129H45V128H44ZM46 129H47V128H46ZM111 129L108 128V130H111ZM134 129H135V128H134ZM169 129H170V128H169ZM171 129H172V128H171ZM171 129H170V130H171ZM180 129H181V128H180ZM204 129H205V128H204ZM230 129H231V127H230ZM240 129H242V128H240ZM243 129H244V128H243ZM30 130H31V129H30ZM33 130H34V128H33ZM138 130H139V128H138ZM166 130H168V129H165V130H163V131H166ZM172 130H174V128H173ZM190 130H191V129H190ZM224 130H225V129H224ZM224 130H223V131H224ZM248 130H249V129H248ZM15 131H16V130H15ZM36 131H37V130H36ZM41 131H42V130H41ZM121 131H122V130H121ZM128 131H129V130H127V132H128ZM149 131H148V132H149ZM193 131H197V130L194 129ZM200 131H201V130H200ZM250 131H251V130H250ZM16 132H17V131H16ZM19 132H21V131H19ZM22 132H23V130H22ZM26 132H27V130H26ZM66 132H65V133H66ZM93 132H92V133H93ZM99 132H100V131H99ZM111 132H112V130H111ZM129 132H130V131H129ZM139 132H140V131H139ZM148 132H147V133H148ZM168 132H169V130H168ZM239 132H241V131H239ZM243 132H244V131H243ZM245 132H246V131H245ZM245 132H244V133H245ZM254 132L257 133L258 131H254ZM259 132H261V131H259ZM259 132H258V135L260 134ZM6 133H7V132H6ZM28 133H29V132H28ZM55 133H56V132H55ZM71 133H72V134H71ZM103 133H101V134H103ZM107 133H108V132H107ZM119 133H121V132H119ZM130 133H131V132H130ZM153 133H154V132H153ZM156 133H157V135H156L155 133H154V134H155L156 136H158V135H159V134H158L159 132H156ZM172 133H173V132H172ZM221 133H222V131H221ZM227 133H228V132H227ZM233 133H234V132H232V134H233ZM124 134H125V133H124ZM126 134H127V133H126ZM143 134H144V133H143ZM160 134H161V133H160ZM162 134H163V133H162ZM169 134H170V133H169ZM169 134L167 133V135H169ZM184 134H185V133H184ZM197 134H198V132H197ZM224 134H225V133H223V135H224ZM229 134H231V132L228 133L227 135H229ZM42 135H43V133H42ZM42 135H41L40 137H42ZM93 135H94V133H93ZM97 135L99 136V134H97ZM97 135H96V137H95V135H94V137H95V138H100V137H101L102 139H103V137H104V136L97 137ZM103 135H104V134H103ZM106 135H107V134H106ZM127 135H128V134H127ZM132 135H133V134H132ZM173 135H174V134H173ZM185 135H186V134H185ZM188 135H189V133H188ZM240 135H241V134H240ZM262 135H264V134H262ZM44 136H45V135H44ZM60 136H59V134H58V137H59L60 140H61L62 137H60ZM89 136H90V135H89ZM107 136H108V135H107ZM152 136H153V138H154V135H152ZM161 136H162V135H161ZM161 136H160V137L158 136V138H156V139H159L158 141L155 140V138H154V140H153V139L151 138V136H150V138L148 137V141H146V142L148 143V145H150V148H151V149H149V150H152V148H154V147L159 148V149L162 148V147H164V148L166 149V147H167V148L170 149L169 152H170V151L173 152V150H171V149H173L172 146H174V144H173V143H170V142H171V139L173 140L174 138H171V137H170L171 139L169 140V138L164 137V138H166V139H163V138H161ZM175 136H176V135H174V137H175ZM195 136H196V134H195ZM199 136H200V135H199ZM220 136H221V134H220ZM220 136H218V138L220 139V140H218V141L221 143V138H220ZM225 136H226V135H225ZM117 137H119V135H118ZM122 137H123V136H122ZM122 137H121V138H118V140L120 139V141H124L125 139L128 138V137H127V138H124V140H123ZM124 137H125V136H124ZM168 137H169V136H168ZM185 137H186V136H185ZM187 137H188V136H187ZM191 137H192V136H191ZM221 137H222V136H221ZM227 137H228V136H227ZM227 137H226V138H227ZM250 137H251V136H250ZM260 137H261V136H260ZM3 138L5 139V136H4ZM56 138H57V137H56ZM59 138H57V139H59ZM63 138H62V140H63ZM101 138H100V141H101ZM107 138H108V137H106V139H107ZM133 138H134V137H133ZM142 138H143V137H142ZM160 138H161V140H160ZM202 138H203V137H202ZM218 138H217V139H218ZM236 138H237V137H236ZM252 138H253V137H252ZM252 138H251V139H252ZM254 138H256V136H255ZM257 138H258V136H257ZM8 139L10 140V138H8ZM57 139H56V140H57ZM106 139H105V137H104V141H106ZM140 139H141V138H140ZM207 139H208V138H207ZM224 139H225V138H224ZM232 139H233V138H232ZM244 139H245V138H244ZM6 140H7V139H6ZM62 140H61V143H62ZM91 140H92V139H91ZM98 140H99V139H98ZM107 140H108V139H107ZM115 140L117 141V139H115ZM129 140H130V139H129ZM234 140H235V139H234ZM238 140H239V139H238ZM4 141H5V140H4ZM7 141H8V140H7ZM7 141H6V142H7ZM78 141H80V144H81V145L78 143ZM104 141H103V142H104ZM112 141H113V139L111 140V142H110V139H109V140H108V143H109V142H110V143H113L114 141H113V142H112ZM125 141H126V140H125ZM125 141H124V142H125ZM141 141H142V139H141ZM168 141H170V142H168ZM222 141H223V137H222ZM232 141H233V140H232ZM242 141H243V139H242ZM257 141H258V140H256L255 142H257ZM29 142H31V141H29ZM41 142H42V141H41ZM57 142H58V141H57ZM98 142H99V141H98ZM182 142H184V141H182ZM238 142H239V141H238ZM240 142H241V141H240ZM255 142H254V144H255ZM260 142H261V141H260ZM54 143H55V144H54ZM54 143L51 144V145L54 146V147H55V145H56V147L54 148V150H55L57 147L62 146V145H60L59 143H56V141H55ZM73 143H72V144H73ZM86 143H85L84 145H86ZM104 143H105V142H104ZM110 143H109V144H110ZM137 143H138V142H137ZM137 143H136V144H137ZM174 143H175V142H174ZM201 143L204 144V142H201ZM215 143H216V142H215ZM217 143H218V142H217ZM228 143H230V142H228ZM236 143H237V142H236ZM250 143H251V142H250ZM57 144H58V145H57ZM100 144L103 146V144H102L101 142H100ZM105 144H106V143H105ZM116 144H118V142H117ZM116 144H115V145H116ZM175 144H176V143H175ZM196 144H197V143H196ZM51 145L49 144L50 147L48 146V147H45V148H44V147H42V148H39V147H38L39 150H36L37 148H36V149L33 148V149H35V151H33V149H31L33 152H32V151H30L31 153L29 152V154H31V155H33V156L35 157V158H34V161L38 160V164H39V166H41V165H40V162H41V163H42V162L45 163L46 161L50 160V159H48V158H52V157L55 155L56 152L53 153L54 151L52 150L53 147H52ZM90 145H92V143H91ZM97 145H98V144H97ZM107 145H108V144H106V146H107ZM110 145H112V144H110ZM120 145H121V144L119 143L117 146L119 147ZM233 145H235V142H233V144L230 143L229 146H232L231 148H233ZM239 145H240V144H239ZM45 146H46V145H45ZM72 146H73V145H72ZM72 146H71V144H70V147H72ZM75 146H73V148H74ZM99 146H100V145H99ZM102 146H100L101 150H102ZM104 146H105V145H104ZM104 146H103V148H106V149H109V150H110L109 147H112V146H113L111 149H112V150H116V148H115L116 146L114 147V145H112V146H109V145H108L107 147H104ZM121 146H122V145H121ZM209 146H210V145H209ZM227 146H228V145H227ZM227 146L225 145V148H226ZM236 146H237V145H236ZM251 146H252V145H251ZM18 147H19V145H18ZM35 147H36V146H35ZM91 147H92V146H91ZM194 147H196V150H195V151L193 150V151H194L195 153H196V152H199V149L201 148V147H200V142H199V144H197V146H194ZM234 147H235V146H234ZM239 147H241V146H239ZM239 147H238V148H239ZM75 148H76L77 150L79 149V147H75ZM88 148H90V147H88ZM100 148H99V149H100ZM113 148H114V149H113ZM164 148H163V149H164ZM182 148H183V147H181L180 150H181V151H184ZM189 148H190V147H189ZM191 148H193V147H191ZM197 148H199V149H197ZM212 148H213V147H212ZM228 148H229V147H227L226 149H228ZM238 148H236V149H238ZM91 149L94 150L93 147H92ZM154 149H155V148H154ZM233 149H234V148H233ZM7 150H8V149H7ZM7 150H5L6 153H8V152L11 153L10 150H8V151H7ZM14 150H15V149H14ZM51 150H52V151H51ZM56 150H57V149H56ZM71 150H74V151H75V149H71V148H70V150L67 149V152L72 153L73 151H71ZM77 150H76V151H77ZM79 150H80V149H79ZM88 150H89V149H87V151H88ZM97 150H98V149H97ZM101 150H100V151H101ZM104 150H105V149H103L102 151H104ZM144 150H145V149H144ZM149 150H148V152H149ZM178 150H179V149H178ZM197 150H198V151H197ZM204 150H205V149H204ZM229 150L231 151L232 149H229ZM3 151H4V150H3ZM16 151H17V149H16ZM27 151H28V150H27ZM58 151H61V150L58 149ZM65 151H66V150H65ZM70 151H71V152H70ZM80 151H84V149H82V150H80ZM80 151H77V154H78V152H80ZM87 151H85L84 153H86ZM98 151H99V150H98ZM116 151H119V150H116ZM139 151H141V150L136 149L135 152L133 151L134 155H133V157H132V156H131V157H132V158H135V159H140V158H142V161H143V159H144V160H147V159L149 158V157H147V156H144V157H143V154L145 153V151H143V154L140 153ZM152 151L154 152V150H152ZM152 151H151V152H152ZM155 151H156V149H155ZM157 151H159V152H158V153L155 152L156 154H159V153H160L159 156L157 155L158 157H160L159 160H164L165 158H164V155H163V152H162L163 150H158V149H157ZM237 151H238V150H237ZM12 152H13V151H12ZM20 152H21V151H20ZM22 152H23V151H22ZM126 152H127V151H126ZM137 152H139V153H137ZM141 152H142V151H141ZM164 152H165V151H164ZM166 152H167L168 155H170V153H171V152L168 153V151H166ZM174 152H175V150H174ZM201 152H204V151L201 150ZM201 152H200V153H201ZM6 153H5V154L3 153V154L0 155V164H3V165H5V164H6V165L9 164L8 161H7V163H6V161H5V160L7 159L6 156L8 155V154H6ZM18 153H19V151H18ZM82 153H83V152H82ZM84 153H83V154H84ZM99 153H101V152H99ZM122 153H123V152H122ZM122 153H121V154H122ZM127 153H129V151H128ZM136 153H137V154H136ZM146 153H147V151H146ZM200 153H199V154H200ZM19 154H20V153H19ZM23 154H24V153L20 154V159H19L20 161H22V159H24V158L21 159V155H23ZM60 154H61V153H60ZM60 154H59V155H60ZM83 154H82V155H83ZM96 154H97V153H96ZM103 154H105V153H103ZM111 154H112V153H111ZM119 154H120V153H118V155H119ZM149 154H150V152L148 153V155H149ZM174 154H175V153H174ZM174 154H173V155H174ZM25 155H26V154H24L23 157H25ZM63 155H66V154H63ZM67 155H68V154H67ZM79 155L81 156V154H79ZM94 155H95V154H94ZM108 155H109V154H108ZM108 155H107V156H108ZM123 155H125V153H124ZM145 155H146V154H145ZM160 155H161V156L163 155V157L161 158ZM192 155H193V154H192ZM8 156H9V155H8ZM18 156H19V155H18ZM27 156H28V153H27L26 157H27ZM55 156H56V155H55ZM80 156H79V157H80ZM83 156H84V155H83ZM95 156H96V155H95ZM194 156H195V154H194ZM31 157H32V156H31ZM104 157H105V156H104ZM109 157H111V155H110ZM117 157H118V156H117ZM122 157H123V156H122ZM18 158H19V157H17V159H18ZM53 158H54V157H53ZM55 158H57V156H56ZM55 158H54L53 161H55ZM82 158H83V157H82ZM118 158H119V157H118ZM132 158H130V159L132 160ZM17 159H15V163H17V162L19 163V162H20V161H17ZM32 159H33V157H32ZM47 159H48V160H47ZM99 159H100V158H99ZM106 159H107V157H106ZM110 159H111V158H110ZM113 159H114V158H113ZM115 159H116V158H115ZM123 159H125V158L123 157ZM7 160H8V159H7ZM24 160H25V161L28 160L26 163H28L29 161H32V160L27 159V158H25ZM24 160H23V162H24ZM51 160H52V159H51ZM51 160H50V161H51ZM79 160H81V159L76 160L77 163H79ZM95 160H96V159H95ZM116 160H117V159H116ZM159 160H157V162H158ZM193 160H194V159H193ZM198 160H199V159H198ZM16 161H17V162H16ZM76 161H73V162H76ZM126 161H128V160H126ZM167 161H168V160H166V162H167ZM171 161H173V160L171 159ZM2 162H3V163H2ZM80 162H81V161H80ZM145 162H146V161H145ZM166 162H164V163H166ZM168 162H169V161H168ZM11 163H14V160H13ZM31 163H32V162H31ZM44 163H42V165H44ZM77 163H76V164H77ZM38 164H37V165H38ZM48 164H49V161H48ZM70 164H71V163H70ZM73 164H75V163H73ZM128 164H129V163H128ZM82 165H83V164H82ZM68 166H69V163H68ZM70 166H71V165H70ZM73 167H74V166H73ZM34 174H35V173H34ZM38 174H39V173H38ZM43 174H44V173H43ZM86 174H87V173H86ZM88 174H89V173H88ZM40 175H42V174H40ZM69 175H70V174H69ZM29 176H30V175H29ZM32 176H33V174H32ZM47 176H48V175H47ZM52 176H53V175H52ZM71 176H72V174H71ZM91 176H92V175H91ZM106 176H107V175H106ZM34 177H35V176H34ZM38 177H39V175H38ZM45 177H46V174H45ZM69 177H70V176H69ZM73 177H74V176H73ZM43 178H44V177H43ZM50 178H51V176H50Z\"/></svg>", "mask_w": 264, "mask_h": 264}]
</instances>
